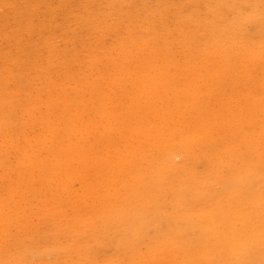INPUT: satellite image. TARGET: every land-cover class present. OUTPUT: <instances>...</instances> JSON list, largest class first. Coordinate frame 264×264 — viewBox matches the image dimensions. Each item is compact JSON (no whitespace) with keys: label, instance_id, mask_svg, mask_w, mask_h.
I'll return each mask as SVG.
<instances>
[{"label":"rangeland","instance_id":"1","mask_svg":"<svg viewBox=\"0 0 264 264\" xmlns=\"http://www.w3.org/2000/svg\"><path fill=\"white\" fill-rule=\"evenodd\" d=\"M106 1L107 2L109 1V4ZM129 1H134V2L133 3H130ZM195 1L194 0L193 1H191V0H189V1L188 0H183L184 5H183V7H181V5L183 4V2L181 1V3H180L179 0H172L173 3L170 0H165V2L163 0V3H162V0H159V1L158 0H0V2H1L0 3V87H1L0 88V93H1L0 95H2L1 98L3 100L5 98V100H6L5 102H7V104H8V107H7V110H6V113L5 114H7V115L9 114L10 115L8 118H7V115H3V117L0 118V122H2V123H0V125H1L0 126V140H1L0 141L1 142L0 145H2V147L0 146V149H1L0 150V165L3 166V164H4V166H5V167L3 166V168L0 169V174H1V176H0V184L1 185L0 186L2 188V186L4 185L3 188L5 189V190L3 188L0 189V192H1L0 198L2 197V195H3V197H5L7 195L6 198H3L2 197L1 200H0V207H1L0 211H2L0 213V216H1L0 217L1 221L0 222L3 224L2 225L0 223V251L2 252V254L0 253V264H5V263L6 264L7 263L9 264L10 262H11L10 264H12V262H14V261H16V262H14V264H20V261L22 262V260L24 258L26 260H23L24 262L22 264H29V263L30 264H35V263L37 264L38 262H41V264H44V262L45 261L46 262L49 261V259H50V261H49L48 264H50V263L51 264H53V263H55V264L56 263L57 264H64V262H66L65 264H77V263L78 264H86V263L87 264H90L91 262H92V264L95 263V262H97L95 264H99V262H101L100 264H115V262H117L118 264H167L166 262H168V264H174V263L175 264H190L191 262L193 264H197V263H200V264H204V263L205 264H218V263L219 264H231L232 262H233L232 264H234V263L235 264H264V262H263L264 261V247H263L264 246V243H263L264 242V239L262 240V238H264V236H263L264 235V232H263V230H264L263 229L264 228V224H263L264 223L263 222V220H264V75H263V73H264V44H263L264 43V26H263L264 25V6H263L264 5V0H257L258 2H256L255 0H247V3H246V0H236V1H234V0H221L222 2L220 0L219 1L218 0H213V1L210 0L213 3L212 2L210 3L209 0H195ZM192 2H195V3H193V5H192ZM231 2H233V4ZM101 3L103 4V6L101 5ZM179 3L181 4L179 6L180 9L178 7ZM218 3H220V4H218ZM222 3H224V5H222ZM99 4L101 5L100 7H99ZM109 5L111 7H114V8L108 7ZM187 5L189 7H187ZM120 6H122V7H120ZM245 6H246V8L248 7L247 10H245ZM185 7H187L188 10L187 9H184ZM99 8H101V9H99ZM169 8H170L171 11L170 10L168 11ZM227 8H231L234 11L232 12V10L230 11ZM103 9H105L104 12H106V14L103 12ZM182 9H183V12L185 10L184 13L182 12ZM221 9H223L224 12ZM242 9H244V12L239 11V10H242ZM251 9H252V11H250ZM86 10L88 12H86ZM96 10H99V11H96ZM101 10H102V12H100ZM143 10L146 12V14H145V12ZM208 10H210V12ZM228 10H229V13L230 12H232V13L229 14L228 13ZM111 11H113V12H111ZM123 11H125L126 13H123ZM141 11H143V12H141ZM188 11H191V12H188ZM192 11H194V12L196 11V14L195 13H192ZM99 12L101 13V16H98V15H100ZM208 12H209V14H211L210 16L208 15ZM220 12H223V13H220ZM234 12H235V14H233ZM110 13H111L112 17H110L111 16ZM137 13L140 14V15H138ZM157 13H158V15H160L161 13L163 15L161 14L159 17H157V15H156ZM165 13H167V16H166ZM181 13H183L184 17H183V15H182V17L180 16ZM188 13L193 14V16H191L189 14V16H191L192 18L189 17L188 15L185 16ZM107 14H109L110 16H108ZM147 14H149V15H147ZM177 14L181 17L182 20L185 19L183 21V23L179 19L180 17H175V16H177ZM204 14H206V15L204 16ZM137 15L139 16L138 19H137V17H138ZM152 15L153 16L155 15V17H152ZM195 15L196 16L198 15V17L196 18ZM228 15H230V16H228ZM106 16H108V18ZM131 16L133 17L134 20L131 18ZM147 16H149V17H147ZM194 16H195L196 19L193 18ZM225 16H227V17H225ZM239 16H241L243 18H240ZM104 17H106L108 19V21ZM145 17H146V19L149 18V19H147L148 21H150V18H151V21L148 22L145 19ZM167 17H169V18H167ZM228 17H230V18L233 17L232 19H234V17H235V19L231 21V19L228 18ZM101 18H103L104 21ZM158 18H159V20H158ZM174 18L175 19L178 18L179 20L174 21ZM188 18H191V23H193V24L190 23V21L188 20ZM245 18L247 19L246 21L245 20H242V19H245ZM258 18H260V19H258ZM111 19H112V21H111ZM120 19H121V22H120ZM131 19H132V21H131ZM163 19H165V21L162 22ZM166 19H168V20H166ZM249 19L252 20V21H250ZM127 20H128V22H127ZM139 20H140V22H139ZM248 20H249V22H248ZM110 21L112 22V24H110L111 23ZM117 21H119V22H117ZM133 21L134 22L137 21V22L134 23ZM157 21H159V23H157ZM188 21H189V24L190 25L188 24ZM131 22L134 23V26H133V23H131ZM151 22H154V23L151 24ZM184 22L187 23V24H185ZM130 23L132 24V27L133 28L130 27L131 26ZM143 23L144 24L146 23L145 25L147 27L146 26L144 27V24ZM199 23L201 25H199ZM215 23H217L216 24L217 26H215ZM219 23L221 25H218ZM241 23L244 24V25L242 24L243 25V29H241L242 28ZM255 23H257V24H255ZM138 24H140V25H138ZM149 24H151V25H149ZM153 24L154 25L155 24H158V25L155 28L156 25L155 26H152ZM160 24H163V25L161 26ZM169 24H171L170 27H173V25H174L175 27H173V30L176 28V31H173V33H169V32L172 31L171 28L169 29L171 31L168 30ZM178 24H179L180 28L178 26L176 27V25H178ZM208 24H210V25H208ZM252 24H253V26H252ZM107 25H110V26L107 27ZM119 25H121V26L119 27ZM136 25H138V26H136ZM184 25H186L187 27L188 26H190V27L187 28ZM248 25L249 26L251 25V26L249 27ZM255 25L257 26V30H256V26ZM150 26H152V28H150ZM207 26H209V28H207ZM95 27H96V29L98 31L95 30ZM127 27H130V28H127ZM163 27H165V28H163ZM185 27H186V30H190L192 33L190 31H187L186 32L185 31ZM106 28H109V29H106ZM177 28H178V30H181V31H177ZM192 28H195V29L197 28V29L194 30V31H192L193 30ZM212 28H215L214 31L211 30ZM218 28H220V29L218 30ZM138 29H139V31H138ZM146 29H149V30L147 31ZM125 30H126V32H125ZM134 30H135V32H134ZM157 30H159L161 32V34H165L166 32H167V34H165L164 36L163 35H160L159 31H157ZM183 30L185 31V34H183L184 32H182ZM205 30H206V32H204ZM132 31L134 32V37L136 35L135 39H134V37L132 35L133 34ZM141 31L143 32L142 34L145 35L144 37L141 36L142 34H140V36H139V33H141ZM145 31H147V32L151 31L152 34H155L156 31H157V34H155L157 37H155V35L153 36V35H150L148 33L150 35V37H149L148 34H145L146 33ZM227 31H228V33H226ZM238 31H239V34H237ZM244 31L247 32V34H245ZM103 32L106 35L105 34H102ZM111 32H112V34H109ZM174 32H176V34ZM203 32H204V34H203ZM257 32L259 33L258 34L259 36L255 34ZM116 33H117V39H115L116 38L115 37ZM181 33H182V35H181ZM222 33L225 34V35H223ZM235 33L237 35H234ZM100 34H101L102 37L100 36ZM240 34H241V36H240ZM260 34H263V35L260 36ZM98 36H99V38H98ZM131 36H132L131 39L133 41L130 38H128V37H131ZM137 36H139V38H137ZM146 36H147V39L145 38ZM178 36H179V39H180L179 42L177 41L178 39L176 38ZM233 36H234V39L232 38ZM159 37L162 38V42H161V40H157V38H159ZM168 37H170V38H168ZM235 37H237V38L239 37L238 40ZM250 37H251V39H250ZM259 37L260 38L262 37L261 39H263V40H259L260 39ZM96 38H97V40H96ZM121 38H124V39L126 38V40L129 39L130 41H132L133 44L136 42L135 44H137L138 47H136V46H133L132 47L133 44L130 43V41H128V43L126 45V43H124L125 40L124 39H121ZM150 38H152L151 39L152 40L151 43H150V40H149ZM154 38H156L157 41L156 40L155 41L158 42V44L156 42H154ZM171 38H173V39H171ZM205 38H207V40ZM208 38H210V40H208ZM217 38H218V40H217ZM229 38L230 39L232 38L233 40L232 39L230 40ZM100 39H102V40L100 41ZM166 39H167L166 42H169V43H166L165 42V46H164L163 45L164 44L163 42ZM117 40L120 41V42H118ZM137 40H138V43H137ZM168 40H170V41H168ZM183 40H184V42H183ZM236 40L238 41L239 44L236 42ZM239 40L241 42H239ZM121 41L122 42L124 41V42L122 43ZM191 41H192V43H191ZM199 41H200V43H199ZM213 41H216V42H214V43H216V46L213 43ZM228 41H229V43H228ZM260 41L262 42V44H261ZM113 42H114V44L116 46L113 44ZM140 42L142 43V47H140L141 45H139ZM146 42L149 43V44H147ZM171 42H173L174 44L171 43ZM161 43H162V46L164 48L161 46ZM206 43H208L209 49L206 46L207 45ZM98 44L100 46H97ZM101 44H103V45L101 46ZM120 44L121 45L124 44V46L121 47ZM198 44L201 45L202 47H199ZM219 44L220 45L222 44V46H219L217 48V46ZM143 45H145V46H143ZM150 45H153V46L150 47ZM158 45L161 46L160 47L161 49L158 47ZM156 46L158 47L159 50L156 48V50L154 52V49L153 48L156 47ZM172 46H174V47H172ZM223 46H226V47H223ZM253 46H254V48H253ZM135 47H136V49L134 50ZM166 47H168V48H166ZM169 47H170V50H172V49L173 50L170 51L169 50ZM184 47H186V48H184ZM198 47H199V49H197ZM114 48H115V51L113 52ZM120 48H122V49H120ZM138 48L139 49H141V48L148 49V51L145 50L146 51L145 52L144 49L139 50ZM165 48L168 51H165L164 50ZM188 48L190 50H187ZM219 48L221 49V51H220ZM204 49H205V51H202ZM116 50H118V51L116 52ZM149 50H150V52H153V53L151 54L149 52ZM151 50H153V51H151ZM162 50H164L165 52L161 53ZM183 50H185V51H183ZM222 50H223V52H222ZM127 51L130 53V55L127 54ZM190 51H192V52L190 53ZM235 51H237V52H235ZM156 52H157V54H156ZM168 52L169 53L172 52V53L169 54ZM183 52L186 54L185 56H184V53ZM225 52H227V53H225ZM234 52L236 54H234ZM244 52L247 53V54H244ZM120 53H121L122 56L119 55ZM132 53H134V54H132ZM165 53L168 54L169 56L168 55L165 56L166 55ZM175 53H178V56ZM197 53H198V55H197ZM201 53L205 54V55H202V56H204L203 58L201 57ZM208 53H210V55ZM59 54H60V56H59ZM116 54L118 56H120V58L119 57H116L117 56ZM158 54H160V55L162 54L161 57L164 56V57H162V59H164V60L159 59L160 58V55H158ZM96 55H97V57H96ZM155 55H156V58H155ZM171 55H173L172 57H174L176 59H173L171 57ZM134 56H137V58H139V59L137 60L136 57H134ZM72 57H75V59L72 58ZM92 57H96V58H94V60L92 61ZM112 57H115V58H112ZM167 57H168V59H170L169 61H172L173 60L174 63L173 62H169L168 59L165 60V58H167ZM188 57L191 60H189ZM102 58H104V60ZM140 58H143L144 60L143 59H140ZM228 58L231 59V60L229 61ZM89 59H91V60H89ZM95 59H97L98 61H96ZM133 59H134V61H132ZM150 59H152V61ZM153 59H155V60H153ZM237 59H238V61H237ZM245 59H247L248 61H246ZM251 59H252L253 62L251 61ZM36 60H38V61H36ZM43 60H44V63H43ZM76 60H77V62H76L77 64L75 63ZM100 60H102V63L103 64L101 63ZM125 60H127L128 62L125 61ZM141 60H143V62ZM145 60H147V61L150 60L148 62L149 63L148 65L146 64L147 61L145 63ZM240 60H241V62H240ZM47 61L50 62V63H52V64L48 63ZM65 61H66V63H65ZM80 61H81V63H80ZM83 61H85V62H83ZM110 61H111V63H110ZM131 61H132V63H131ZM184 61H187V62H184ZM189 61H191V62H189ZM211 61L213 62V66H211L212 65V62ZM234 61L235 62L237 61V62L235 63ZM134 62H137V63H134ZM163 62H164V64H162ZM182 62H184L185 64L182 63ZM39 63L41 65H39ZM47 63L49 65V67H48ZM64 63L66 65H64ZM106 63L111 64V67H110L109 64H107L108 66H106ZM155 63H156V65H155ZM169 63H171V65ZM188 63H190V65L192 64V66L187 65ZM42 64H43V66H42ZM136 64L137 65L139 64L138 67L139 66L140 67L138 68L137 66H133V65H136ZM150 64H152V65H150ZM153 64L155 65V67H154ZM161 64H162V66H161ZM165 64H168L169 67L168 66L165 67L166 66ZM177 64H179V66ZM126 65H127V68H126ZM157 65H158L159 68L156 67ZM175 65H177L178 69H177V67H176V69H173ZM198 65H199V68H198ZM181 66L183 67V69L182 68H179ZM185 67H186V69H185ZM215 67H217V69ZM40 68H42L41 71H40ZM50 68H52V69L48 71V69H50ZM129 68H131V69H129ZM168 68H169V70L171 69V71H168ZM190 68L192 70H193V68H198V69H196V71L195 70L191 71ZM203 68L205 70H206V68H207V70H208V68H210L209 69L210 71H208V74H207V70L204 71ZM8 69H10L9 72H7ZM35 69H36V71H34ZM92 69H93V72H92ZM108 69H110L111 71L108 70ZM138 69H140V70H138ZM162 69H163V71H162ZM181 69L183 71L187 72V73L183 72ZM141 70H143V71H141ZM164 70L168 72V73L165 72L167 75L164 73ZM64 71H65V73H63ZM107 71H109V73ZM197 71H199L200 72V75H202V80H200L198 78L199 77V72H197ZM122 72H123V74H122ZM131 72L132 73L134 72V73L132 74ZM139 72H141V73L139 74ZM172 72H174V73H172ZM210 72H212V73H210ZM238 72L241 74V76H243V75L244 76L241 77ZM71 73H72V75H74V74H76V75L72 76L73 77L72 78V77H70V74ZM92 73H94V74H92ZM156 73L159 76H156L157 75ZM195 73H197V75H194ZM5 74H8V75L6 76ZM49 74L50 75L53 74L52 75L53 77L50 78L49 76H47V77L45 76V75H49ZM172 74H173L174 78H173ZM54 75H56V76H54ZM65 75H68V76L65 77ZM96 75L98 76V78L96 77ZM191 75H193L192 78H191ZM203 75L205 76V79H203L204 78ZM238 75H239L240 81L238 80ZM5 76L9 80V81H7V83L5 82L6 80L4 79ZM43 76H44V78H43ZM60 76L62 77V79H60ZM90 76L91 77L94 76L93 77L94 79L91 80V81L89 80V79H91ZM139 76H140V78H139ZM175 76H177V77H175ZM252 76H254V77H252ZM21 77H22V79H21ZM27 77L30 78V81L31 82L30 81L29 82L27 81V80H29ZM76 77H77V80H75ZM79 77H81V79ZM222 77H223V79H222ZM13 78H14V81H13ZM25 78H27V79H25ZM42 78H43V80L41 81ZM45 78H47L49 80V82ZM63 78H64V80H63ZM87 78H89V79H87ZM141 78H144V79H141ZM200 78H201V76H200ZM210 78H212V79H210ZM50 79H52L51 80V84L53 83L52 86L50 85L51 87L48 86V84H50ZM110 79H111V81H110ZM138 79H140V80H138ZM177 79L180 80V81H178ZM231 79H232L233 83L235 82V85L234 86H230L231 84H233L231 82ZM71 80H74L75 82L74 81L71 82ZM88 80H89V83H87ZM122 80H123V82H122ZM158 80H160L159 83L157 82ZM170 80H172V82ZM248 80H250V81H248ZM53 81H55V82H53ZM112 81L115 84H112L113 83ZM136 81H137V83H136ZM166 81H167V83H168V81H170V84L168 85L167 83H165ZM201 81H202V83L205 82L206 85H204V83L201 84ZM212 81H214V82L212 83ZM9 82H12V83H9ZM14 82H16V83H14ZM77 82H79V84H77ZM83 82H84L85 86H84ZM90 82H91V84H90ZM109 82H111V83H109ZM141 82L142 83H145L146 82L147 84L145 83V84L142 85ZM161 82L163 83V85H161L162 84ZM193 82H195V83H193ZM5 83H6V85H5ZM13 83H14V85H13ZM45 83H46V86L48 87V92L49 93L51 92L50 94H51L52 97L47 92V87H45V85H44ZM57 83H59V84H57ZM71 83H73V84H71ZM96 83H100L101 85L103 83V85L102 86L99 85V84L96 85ZM7 84L9 86H7ZM27 84H29L30 86H28ZM67 84H68V86H71V87H67L66 86ZM194 84L197 85L196 86V88H197L196 90H193V89H195L194 88L195 87ZM198 84H199L200 87H198ZM15 85H16V88H15ZM41 85H43V87L45 89ZM82 85L84 87H82ZM98 85H99V88L100 89L98 88ZM105 85H106L107 88L105 87ZM110 85H111V88L110 89H112V90L115 89L114 92L111 91L108 88ZM10 86H12V87H10ZM56 86L59 87L60 89H62V91L59 88L56 89ZM116 86H118V87H116ZM120 86H122V87H120ZM136 86H138V87H136ZM179 86H181V88ZM2 87H4V88H2ZM77 87H78V89H77ZM127 87L129 88L128 90H127ZM12 88L14 90H16V89L17 90L14 91ZM50 88H52V89H50ZM74 88H76L77 90L74 89ZM105 88H106V90H105ZM184 88H187V89H184ZM198 88L199 89L200 88H203V89H201L199 91ZM29 89H31V90L29 91ZM33 89H36L37 91L36 90L33 91ZM82 89H84V90H82ZM108 89L110 90V92H109ZM131 89H132V92H131ZM135 89H136V91H135ZM164 89H166V91ZM189 89L191 90V92H189L190 91ZM225 89H228V90L226 91ZM235 89H237L239 91H237V93H236ZM257 89H259V90H257ZM1 90H2V92H1ZM39 90H40V92L37 93ZM42 90L45 91V92L42 93ZM55 90H57V91H55ZM100 90L102 92H100ZM117 90H118V92H117ZM129 90H130V92H128ZM138 90L140 92H138ZM218 90H219V92H218ZM221 90H223V91H221ZM233 90L235 91L234 93L232 92ZM12 91H14V92H12ZM54 91H55V93H54ZM68 91H69V94H68ZM178 91L179 92L181 91L180 92L181 95H180V93H178ZM201 91L203 92V97L205 98L204 101L202 99L203 98L202 95H201L202 98L199 97V96H197V95H199L201 93ZM241 91H243V92H241ZM46 92H47V94H46ZM108 92H109V94H108ZM171 92L172 93L174 92L173 94L176 95V97L173 96V94ZM176 92H177L178 95L176 94ZM103 93H104V95H102ZM112 93L113 94H115V93L118 94L119 93V94L118 95L115 94L114 96L111 97V95H113ZM57 94H58V96H57ZM120 94H123L124 96L123 95H120ZM233 94H234V96H232ZM31 95H33V96L36 95L34 97L35 99ZM39 95H40V97H38ZM64 95H67L69 97L66 96L65 99H62V100H65V101H62L61 98H64ZM152 95H154V96H152ZM258 95H259V97H257ZM7 96H9V97H7ZM41 96L43 97L42 99H40ZM196 96H197V98H196ZM211 96H212V98H207V97H211ZM53 97L54 98L56 97V98L54 99ZM57 97L60 100H58ZM86 97H89L90 100L92 98V102L91 103H87V102H90V100L88 99L86 101V99H87ZM110 97H111V100H110ZM116 97H119V98H116ZM138 97L140 98V100L143 99L140 102L141 104L145 101L142 105L139 103ZM148 97L150 99H148ZM151 97H152V99H151ZM154 97H156V98H154ZM226 97H229V98L228 99H225ZM230 97L231 98L234 97V98L231 99ZM240 97H242V104H241ZM10 98H12L13 100H10ZM105 98H106V100H104ZM115 98H116V100H114ZM162 98H164V99H162ZM15 99H16V101L19 99L17 102H20V103L18 104L15 101ZM95 99H96L97 103H96V101H94ZM100 99L102 100L103 103L102 102H99ZM153 99H155V100H153ZM209 99H211V100H209ZM219 99H221L222 101H220ZM27 100H28L29 104H28ZM31 100L33 101V103L30 104V102H32ZM49 100H51L53 102L51 103V101H49ZM57 100H58V102H57ZM176 100H177V102H175ZM193 100L194 101L196 100V102H194ZM11 101H13V102H11ZM55 101H56L57 105H55ZM129 101H131V102H129ZM173 101L175 103H173ZM181 101H183L182 104H181ZM15 102L17 104H15ZM22 102H23V104H22ZM37 102L41 103V104L38 103L41 106H37ZM127 102H128V104H127ZM148 102H150V103L152 102L151 105H154V107H151ZM170 102H172L173 104L170 103ZM198 102H199V104L204 102L203 103V106H201V104L199 105ZM13 103L15 105H13ZM100 103H101V105H100ZM106 103H108L107 106H106ZM114 103H115V105H113ZM135 103H136V105H134ZM164 103L165 104L166 103L167 104L170 103L171 106H167V104L165 105ZM176 103L177 104L180 103L181 105L179 104L177 106ZM236 103L238 104V106H237ZM33 104H35L34 107H33ZM46 104H49V108H48V106ZM68 104H69V106H68ZM104 104H105L106 107H104ZM196 104H198L200 107L198 105H196ZM125 105H126L127 109H126ZM145 105H147V106H145ZM239 105H240V107H239ZM55 106L58 107L59 109L56 108ZM131 106H132V108H131ZM133 106H134V108H133ZM144 106H145V108H144ZM179 106L181 108L184 107L185 109L184 108L180 109ZM190 106H191L193 112L196 111L194 113V116L195 117L194 116L191 117L190 115H188L189 113L190 114L193 113L192 110L190 111V109H191ZM53 107H54V109H53ZM72 107L74 109H72ZM177 107H179V108H177ZM205 107H206V111H205ZM176 108H177V110H179L178 112L176 111ZM219 108H221V109H219ZM222 108H224V110ZM27 109H28V111H25ZM52 109L55 110V111L52 112ZM207 109H209V110L207 111ZM214 109H216V110H214ZM217 109L218 110H221V111H217ZM16 110L18 112H16ZM120 110H123V111L121 112ZM127 110H128V112L129 111H131V112H129V114H128ZM138 110H140L141 112L138 111ZM50 111H51V113H50ZM142 111H144V112H142ZM150 111H151V113H148ZM164 111H166V112H164ZM27 112H28V114H27ZM55 112H57V113H55ZM98 112L100 113L99 116H101L100 117L101 119L99 118V120H98V117H99L98 116ZM117 112L119 113L118 115H116ZM204 112H206V113H204ZM215 112H216V114H215ZM219 112H220V114H218ZM53 113L55 115L57 114V117L59 118V120H58V118ZM76 113H78L79 115L77 116ZM88 113H90V114L92 113V115H90ZM112 113H114V116H113ZM172 113L174 114V116L172 115L173 117L171 116ZM175 113L177 114L176 115L177 117L180 116L179 119L176 118ZM26 114L28 116L27 118L30 117L32 124L31 123L29 124L30 119H26L25 120L24 115L26 116ZM32 114H34L36 117L34 115H32ZM72 114H75L76 116H74ZM52 115H54V116H52ZM146 115H148V117ZM200 115L201 116H204V117L201 118ZM216 115H217V117H219L218 120L216 118ZM91 116L92 117L94 116L93 118L96 119L97 121L94 120ZM212 116H214V117L212 118ZM171 117L174 118V119H176V120L172 119ZM205 117H206L207 120L204 119ZM115 118H116V120H115ZM181 118H182V121H184V124L183 125H182L183 122L180 121ZM197 118H199V119H197ZM85 119L86 120H89L90 121L89 122L90 124H87L88 122ZM128 119H130V120H128ZM2 120L3 121L5 120V121L3 122ZM23 120H24V122H23ZM27 120L29 122H27ZM51 120H53L55 122V125H54V122L53 121H52L53 123L51 122ZM141 120H143L144 122L142 123ZM200 120H204V122H201ZM8 121H10V122H8ZM116 121H118V122H116ZM138 121H141V122H138ZM159 121H162L163 123L160 122L161 123L160 124ZM185 121L188 122L187 124L189 126L186 124ZM21 122H23V124H21ZM93 122H96V123H93ZM126 122H128V124H126ZM167 122H170L171 124L170 123H167ZM195 122L198 123L199 127H198V125H196ZM108 123H109V125H107ZM122 123L125 124V125H123ZM148 123H150L151 125L150 124L149 125H146ZM202 123H204V124H202ZM207 123H208V125H206ZM50 124H52V125H50ZM92 124L94 125L93 127H95L93 131H92ZM158 124H159V127H158ZM191 124L193 125V128L192 129H190L192 127ZM3 125H6V126H3ZM33 125H34V127H32ZM53 125L55 126V128H54ZM120 125L121 126L123 125V128ZM185 125L188 126V128ZM204 125H206L205 128H203ZM10 126H11V128H10ZM85 126H87V127H85ZM161 126H163V127H161ZM242 126H244V127H242ZM246 126H247V128H246ZM1 127H4V128L1 129ZM15 127H18L22 131L19 130V129L17 130ZM36 127H37V129H35ZM42 127L45 128L44 129V132H47L48 134H46V133H44L42 131ZM81 127L84 130L85 129L87 130L88 135L87 134H85V135L86 136H89L88 137L89 140H88V138L86 136H84V137L82 136V135H84V133H87V132H84V130L81 129ZM138 127L140 129H137ZM164 127H165V129H164ZM216 127L219 128V129L222 128V130H218V129H216ZM14 128L16 129V131H12V130H15ZM115 128L117 130H115ZM131 128L133 129L132 131H131ZM150 128L152 130H154V133L155 134L153 132H151L152 130L150 131ZM185 128H187V129H185ZM201 128H203V130ZM28 129H30L31 131L28 130ZM79 129H81V130H79ZM124 129H126V130H124ZM145 129L148 130L149 132L148 131L146 132ZM162 129H164V130H162ZM90 130L93 132L92 134H91ZM110 130H112V131L110 132ZM118 130H120V131H118ZM167 130H168L169 133L167 132ZM213 130H215V134L212 133ZM227 130H228V133L226 134V131ZM32 131H34V132H32ZM51 131L54 132V133H51ZM76 131H78V132L76 133ZM94 131H96V132L94 133ZM182 131L183 132L185 131V134ZM210 131H212V132H210ZM20 132H21V134H23L25 136L19 134ZM38 132H41L40 140H42V141L39 140L40 133H38ZM82 132H83V134H82ZM108 132H110L111 134L109 133V135H108ZM165 132H166V134H165ZM201 132H203V133H201ZM219 132H221V133L219 134ZM224 132H225L226 135L224 134ZM4 133H5L6 138L4 136ZM98 133H99V135H98ZM149 133L150 134L151 133L154 134L153 137H151V135ZM181 133H183V134H181ZM186 133H187V135H189V137H187ZM189 133H191V135ZM12 134H13V136H11ZM96 134L98 136H96ZM125 134L127 135V137L128 136L129 137L127 138ZM144 134H146L145 137H144ZM167 134H169V137L172 140L174 138V140L172 142L169 139V137H168ZM223 134L226 137V139L223 136ZM19 135H20V137H19ZM102 135H103V137H102ZM116 135H119V136H117L118 138L116 137ZM2 136H4V137H2ZM21 136H23V138ZM28 136L29 137H34L35 136V137L33 138V141H32V140H29L30 138ZM44 136H46L45 137L46 138L45 140H44ZM94 136H96V137H94ZM111 136H112V138H111ZM180 136H181V139L184 142L181 141ZM11 137H15V138H13L12 140L9 141V139H11ZM56 137L57 138L60 137V138H58V139L55 140L54 138H56ZM80 137L81 138L83 137L86 140V142H84V139H81ZM105 137H107V138H105ZM113 137H114V140L117 139L116 142L114 140H112ZM124 137H125V139H124ZM177 137H178V139H177ZM16 138H19V141ZM36 138H38V139L35 140ZM99 138H100V140H99ZM108 138H111L110 140L113 141V142H111L110 140H108ZM163 138H165V139H163ZM175 138H176V140H175ZM186 138L188 140L185 141L184 139H186ZM196 138H198V139H196ZM200 138H202L201 141H200ZM231 138H233V139H231ZM23 139H25V140L27 139V140L26 141H23ZM96 139H98V140H96ZM137 139L139 141H137ZM207 139H208L209 142L207 141ZM104 140H106V141H104ZM120 140H122V143H121ZM159 140L161 141V143H160ZM202 140L203 141H206V142H204L205 145H204V143H201ZM6 141L8 143L11 142L13 144L6 143L7 144V146H6V144L4 143L5 146H3L2 143L3 142H6ZM20 141L21 142L23 141L22 143H24V144L20 143ZM117 141H120L117 144L118 146L117 147H112V146H114L115 143H117ZM168 141H170V142H168ZM233 141H234V143H232ZM16 142H18V143H16ZM25 142H27L26 145H28V144H30V145H28V147L25 146ZM37 142L39 143V145L37 144ZM100 142H102L103 144L100 145L99 144ZM105 142L107 144L106 147H104L105 146V144H104ZM108 142L110 143V146H109ZM191 142H193V143L191 144ZM217 142L220 143V144L217 145L218 144ZM14 143H16V144L14 145ZM49 143H51V144L49 145ZM58 143H59V145H61V148H59L60 146L58 145ZM73 143H75V144H73ZM124 143L127 144V147H125L126 145ZM153 143H154V145H153ZM174 143L175 144L177 143L178 146L177 147H174V146H176ZM199 143H200V145L202 144L204 146L201 145L202 146L201 147L199 145ZM21 144H22V146H21ZM183 144H185L184 147H183ZM196 144H197V147H196ZM8 145H11V146L13 145V146L10 147ZM18 145H20L21 147H24V149L21 148ZM31 145H33L32 146V149L34 148V150L31 149V151L32 152L35 151L34 153H36V154H33L32 155V153L30 152L29 149H30ZM91 145L95 147V149L97 150V153L95 151H93L94 150V147H91ZM97 145H99V147ZM119 145H122V146L120 147ZM135 145L136 146H139L140 149H138V147L135 148L136 147ZM155 145H157V146L155 147ZM169 145H171L173 147H171ZM191 145H193V147ZM194 145H195V147H194ZM17 146H18V148H16ZM35 146H37V147H35ZM115 146H116V144H115ZM48 147L49 148L51 147V148L49 149ZM53 147H55V149ZM65 147H70L71 150H72V152H71V150H69L68 148H65ZM84 147L85 148L87 147V148L84 149ZM131 147H133L134 148L133 150H135L136 152L135 151L132 152V148ZM158 147H160V148L163 147L166 152H164L163 149H160ZM9 148H12V149H10V151H9L8 150ZM74 148H76V149L74 150ZM155 148H157V150ZM176 148H177V151L175 150ZM195 148H197V149L195 150ZM219 148H220V150H219ZM44 149H46V150H44ZM47 149L49 150V152H47L48 151ZM59 149H61V150L59 151ZM146 149H148V150H146ZM173 149H174V152L176 154V158L175 157H172V160L170 162L168 158L171 159V156H174L175 155L174 152H172ZM17 150H20L19 151L20 154L17 152ZM23 150H25V152ZM56 150H58V151H56ZM90 150H92V152ZM110 150L113 153H111ZM192 150H194L193 152L195 154L191 153ZM199 150H200V152L202 154L199 152ZM226 150H228V151H226ZM4 151H6V152H4ZM44 151H46L47 153H45ZM89 151H90L91 154L88 153ZM120 151H122V152H120ZM147 151H148V153H147ZM195 151H198V152L196 153ZM212 151H214V152H212ZM216 151L217 152H220L221 151L222 154L215 153ZM50 152H51V155H53L52 154L53 152L54 153L57 152L56 154L58 155V157L60 156L59 158L61 160H57L56 161L57 155L54 154V156H51L50 155ZM74 152H76V153H74ZM78 152H79V154H78ZM93 152L96 153L95 154L96 156L93 154ZM104 152H105V154L107 153V156H104L105 155ZM162 152H163L162 158H163V155H164L163 160L165 161V159H166V163L162 160L163 163H165V164L161 163L162 162L161 161L162 158H159L158 157V156H160L159 153H162ZM167 152H169V153L171 152L170 154H172V153L173 154L168 157L167 155L169 153H167ZM13 153L15 154V156H14ZM17 153H18L19 156L17 155ZM24 153H26V154H24ZM58 153L59 154H61V153L64 154V156L62 155L63 156V159L61 158L62 156L59 155ZM66 153H67V158L64 159L65 156H66L65 155ZM86 153H88V154L85 157ZM130 153H133V154L130 155ZM138 153L140 154V156H139ZM3 154H4V156H3ZM23 154H24V156H23ZM75 154H76V156L78 154L79 157H75V159H74L73 157L75 156ZM145 154H146V156H145ZM177 154H179V155H177ZM191 154H193V155L191 156ZM218 154H220L221 156L218 155ZM20 155L23 158L22 157L20 158ZM41 155H42V157H41ZM55 155H56V157H55ZM68 155H70V157L72 158V160L71 159H70V161L68 160V158H69ZM101 155H103L105 157L104 159H106V160H102L103 159V156H101ZM1 156H3L4 158H2ZM31 156H33V157L31 158ZM47 156L50 157V158H47ZM144 156H145V158H144ZM153 156H156L155 158H158L157 159L158 160L157 162H159V160H160L159 164H155L156 163L155 162L156 159L154 161ZM34 157H36V158L39 157L38 159L41 158V159L44 160V162H43V160H41V159L38 160V159H35ZM53 157H54V159H53ZM98 157L100 159H98ZM120 157H121V159H120ZM122 157H123V160H122ZM190 157H191V159H190ZM195 157H197L196 160H195ZM10 158H11V160H10ZM33 158L36 161H34ZM77 158H78V160H77ZM80 158L82 159V161L84 160L83 163H81L82 161H81ZM111 158H113V160L115 162L111 163L112 162V159ZM116 158L119 159V161ZM220 158H222V159H220ZM6 159H7V162H6ZM30 159H32V160L30 161ZM92 159H93V161H96V162H93V161L91 162ZM145 159L147 161V164H146ZM26 160H28V161H26ZM98 160H100V162H97ZM108 160H109V162H108ZM176 160H177V162H176ZM11 161L13 162V164H15V169H12L14 167V165L11 163ZM17 161H19V162L17 163ZM23 161H25L27 163H25L26 166L24 164L23 165L21 164L23 166L21 168V166L19 164L22 163ZM29 161H30V163H29ZM33 161H34V166L32 165L33 164ZM45 161H47L46 162L47 163L46 166H44L45 164H43V163H45ZM77 161L80 162L79 165L81 164L80 165L81 167H79V165H77L78 164ZM87 161H88V164L85 163ZM104 161H105V164L107 166H102V165H105L103 163ZM128 161H132L134 163L133 164L129 163L130 164L129 165L128 164ZM200 161H202V163ZM9 162L12 165H10ZM49 162H50V164H48ZM67 162H68V164H70L72 162L73 164L72 163L71 164L73 166L75 165V167H78V168H75L74 167V170H72L73 169L72 168L73 166L72 165H69V166L67 165L66 166L67 170H66L64 167L67 164ZM144 162H145V164H144ZM191 162H193V163H191ZM8 163H9V165H8ZM35 163L36 164L37 163H40V164H37L36 165ZM54 163L55 164L58 163V164L55 166ZM64 163H65V165H64ZM98 163L100 164V166H102L101 168H100V166H99ZM180 163L183 164V165H181ZM85 164H87V165L85 166ZM113 164H114L115 167H113ZM119 164H122V165H119ZM136 164H137V166H136ZM149 164H151V165H149ZM168 164H170V165H168ZM178 164H179V166H178ZM185 164H186V166H184ZM188 164H190V165H188ZM39 165H40V167H39ZM92 165H94V166H92ZM95 165H98L99 166V170L97 168L98 166L95 167ZM109 165H111L112 167H110ZM116 165L118 167L121 166L120 169ZM10 166H11V168H10ZM29 166H30V168H29ZM41 166H42V169H40ZM173 166H175V167L173 168ZM27 167L29 169H27ZM43 167H45L46 170H44ZM84 167H85V169H84ZM88 167H90L93 170V172L94 171L97 172V170H98V172L100 173V175H97V173H98L97 172L96 173V177H93V174L95 176V172L92 174L91 169H88ZM139 167H141V169H139ZM150 167H152L153 170L150 171ZM61 168H64V169L62 170ZM68 168H69V170H68ZM81 168H83V169H81ZM112 168H113V170H112ZM147 168H149V170ZM4 169H6V170H4ZM19 169H21V170H19ZM58 169H60V170L58 172H56ZM102 169H104V171H102ZM136 169H137V171H136ZM177 169H180V171L182 170V172H180ZM23 170H24L25 173L22 172ZM48 170H49V173L50 174H48ZM52 170H55V172L52 171ZM114 170H116V173L114 172ZM117 170L118 171L120 170L119 171L120 173H117L118 172ZM126 170L128 171V173H125ZM138 170H141L140 171L141 173ZM156 170H158V171L161 170V171L160 172H158V171L155 172ZM8 171H10V173ZM42 171L43 172L45 171V175L44 176H47L46 179L48 178L47 180L44 179L45 181H43V178H45V177L42 175L43 174ZM68 171L71 172V173H69ZM78 171L80 172V174L78 173ZM89 171H91L90 174L88 173ZM100 171L103 172V173L101 174ZM108 171L111 172V173L108 174L109 173ZM142 171H144V173L146 171L147 172L144 174ZM18 172H19V174H18ZM52 172H54V174H56V173L57 174L59 173V174H58V176H57V174H56V176H54V174ZM65 172H67V174ZM82 172H83V174H82ZM84 172H86V173H84ZM113 172L115 174H113ZM179 172H180V175H179ZM5 173L7 174V176H5L6 179L4 177V175H6ZM27 173H28V178H26L27 177V175H26ZM62 173H63V176L61 175ZM73 173H76V174H73ZM87 173L89 175H87ZM21 174H22L23 178H20V177H22V176H20ZM68 174H70L69 175L70 176L69 177L70 180L68 179V177L66 178V176H68ZM77 174H78V176L84 177L87 180L84 179V178L81 180V178L77 176L79 178V181H78L79 184H78L77 183V179L75 178L76 177L75 175H77ZM81 174L83 176H81ZM117 174H120V175H117ZM129 174H130V176H128ZM134 174L137 177L134 176ZM140 174H142L141 175L142 176L141 178H140ZM165 174L167 175V177H165L164 180H163V178L161 179L162 176H166ZM173 174H175V176ZM177 174L179 175L180 178L179 177H176ZM188 174H190V175H188ZM110 175L112 176L111 177L112 179H115L116 178V181L113 180V183H112V181H110V179H111L110 178ZM123 175H124V177H122L123 178L122 179L121 176H123ZM153 175L155 177H153ZM169 175L170 176L173 175V176L169 178ZM41 176H43V177H41ZM126 176H127V180L129 179L131 182H129V180H128V182L125 183L127 181L126 179L124 181V178H126ZM13 177L16 180L13 179ZM29 177H30L31 181H29V183H28L26 181L27 180H30ZM60 177H62L63 180H61ZM99 177H103L102 178L103 179L102 182L100 181V178ZM38 178L40 179V184L37 183V182H39L38 181L39 180ZM58 178H60V179H58ZM74 178L76 180L75 182H74ZM138 178H139V180H138ZM148 178H150L151 180H153L152 183H151V180L150 179L147 180ZM2 179H3V182H1ZM4 179H5V181H4ZM54 179H55V182L53 181ZM66 179H68L69 182H67ZM155 179H157V180H155ZM175 179H176V181H175ZM64 180H66L67 185L65 183H63L66 186L62 187L63 184L61 185V183L62 182H65ZM91 180L92 181L94 180V183H96V182L97 183L94 184V183L91 182ZM107 180L109 182H107ZM132 180L133 181H136L137 180L139 182H133ZM169 180H171V183H169L170 182ZM58 181H60L61 183H59ZM72 181H73V184L75 183L74 186L71 183ZM99 181L102 184V185L100 184L101 187L99 185H97V184H99L98 183ZM120 181H123L124 183H120V185H119L118 183ZM162 181H165V182H162ZM4 182H6V184ZM43 182H45L47 184L46 187H45L46 184L43 183ZM88 182H91V183H90V190H88V194H87L86 193L87 190L84 189V188H85V186H89V185H87V184H89ZM147 182L149 183L150 186L148 185ZM154 182H156V183H154ZM25 183H27V184H25ZM69 183L71 184V186H69L70 185ZM103 183L105 185H103ZM115 183H117V187H116ZM130 183H132V185ZM133 183H135V184L133 185ZM163 183L165 185H163ZM184 183L185 184H188V185L185 186ZM17 184H18V186L20 188L22 187V189L24 188L23 185L24 186L29 185V186H28V188L26 186L22 190L23 191V193H22L21 189L17 186ZM92 184H93L94 187H92ZM138 184H139V187L140 188H137V185ZM142 184H144L145 186H143V187L140 186ZM146 184H147V186H146ZM166 184L169 187L168 186L166 187ZM80 185H82V186H80ZM107 185H109V186L113 185V186H111L113 188L112 191L117 188V191L116 190L115 191H116V193L119 191L118 192L119 194H116L117 196H113V198H110V196L112 197V195H110L108 197L107 195L110 194L109 191H111V187L109 188V186L107 187ZM114 185H115V187H114ZM121 185H122V187H121ZM127 185H129V186H127ZM161 185H162V187H161ZM43 186L45 188L48 187L47 191H46L45 188H43ZM55 186H56V188H55ZM67 186H69V188ZM97 186H98L99 189L101 188L100 193L98 192L99 190L97 192H95L96 189H97L96 188ZM123 186H124V188H123ZM157 186L158 187L160 186L159 187V190L155 189V188H158ZM189 186H191V187H189ZM17 187H18V189H17ZM59 187H62V188H59ZM102 187H104L105 189L103 190ZM147 187H149L148 190H150V188H151V190L150 191L147 190V192H146L145 190H146ZM153 187H154V189H153ZM6 188H8L9 190L6 189ZM57 188H58V191L59 192H57ZM118 188H120V190H118ZM133 188H134V192L136 193V195H133L134 192H132V190H131ZM31 189L33 191H31ZM44 189H45V192H42V191H44ZM1 190L4 191V192H2ZM53 190H56V191H53ZM65 190H66V193H64ZM38 191H40V192H38ZM115 191H113V195H114V192ZM152 191L155 192V194ZM9 192H12V193H9ZM15 192L18 193L17 195H19V197L16 194H15L16 195V197H15V195H14ZM41 192H42V194H38V193H41ZM52 192H55L54 195L53 194H50ZM68 192H70L69 193L70 195H68ZM77 192H79V193H77ZM89 192H90V194H89ZM93 192H95L96 194L93 193ZM105 192L107 193L106 195H104ZM124 192L126 194H124ZM138 192L139 193L141 192L140 193L141 195L138 194ZM158 192H160V193H158ZM161 192H163V193H161ZM3 193H5V194H3ZM71 193H73L74 195L73 194L71 195ZM131 193H133V194H131ZM150 193H153V194L148 195ZM63 194H64V196H63ZM65 194H67V195L65 196ZM91 194L93 196H90ZM128 194H129V196H128ZM186 194H188V195L190 194L189 196H191L193 198L189 197ZM200 194H202V195L200 196ZM8 195H10V196H8ZM33 195H35V196H33ZM41 195H44V198L47 195H48V197H46L44 199ZM84 195H86L87 198L84 197ZM119 195H120V197H119ZM152 195H154L153 199L151 197ZM13 196L15 198H12ZM52 196H53V198H52ZM96 196L98 198L97 205H94V203H96L95 202L96 201L95 200L96 199L95 198ZM101 196H103V198ZM158 196H160V197L158 198ZM187 196H188V198H187ZM9 197L12 198L13 200L11 199V201H9L10 200V199H8ZM58 197H60V198L62 197V198L60 199ZM79 197L81 198L80 201H79ZM83 197H84V199H83ZM104 197L105 198L107 197V198L105 199ZM123 197H125V198H123ZM131 197H133L132 198L133 200L130 201V198ZM155 197H157V198L155 199ZM17 198L18 199L20 198L19 199L20 201L19 200L17 201ZM40 198H42L44 200H42ZM49 198L52 199V202L51 203L49 202L50 204L47 202V200H49ZM57 198L59 200H57ZM72 198H74V199H72ZM141 198L142 199L145 198V199L141 200ZM199 198H200L201 202H200V200H198ZM7 199H8V201L10 203L7 201ZM23 199H25V200H23ZM51 199L49 201H51ZM55 199L58 202L56 205H59L60 204V206H55V203H56V200ZM69 199H70L71 202H69ZM92 199L95 200V201H93ZM104 199L106 201H108V202H106ZM112 199H114L117 203H119V202L120 203L119 204H116V202L114 200H112ZM192 199H193V202L195 201L194 203L191 201ZM223 199H224V201H223ZM4 200L7 201V202H2ZM30 200L31 201L33 200L32 202H35L36 204L34 203V205H32V203H31ZM99 200L103 202V203L101 202L102 204L105 203L104 205H107L110 202V200H111V203H109V205L111 207L110 208H109V206L108 207L107 206H103L102 207L101 206L102 204L99 203L100 202ZM14 201H15V203H19V202L23 201L25 203V207L26 208L23 207L24 206L23 205L24 204L23 202H21L22 204L19 203L17 205H14L15 204ZM40 201L41 202H44V203L40 205V203H41ZM84 201L87 204H85ZM153 201H155L154 204L151 203ZM180 201H181V204H180ZM212 201H213V203H212ZM80 202H81V204L79 205ZM122 202H124V204H121ZM148 202L150 204H152L153 206L151 207V205L148 204ZM175 202H177V203H175ZM198 202H200V203H198ZM88 203H89V205H88ZM192 203L193 204H196V205H194V208L195 209L194 208H191L193 206ZM9 204L11 206H13V207L14 206H18L19 208L18 207L13 208ZM90 204L93 205L92 207H94V208H91L90 209V207H91ZM141 204L142 205L144 204L146 207L144 205L141 207ZM165 204H167V205H165ZM200 204H201V206H200ZM39 205H40V207H38ZM51 205L52 206H55V207H51ZM21 206H22V208H20ZM41 206L44 207V209L43 208L41 209ZM120 206H121V209H119ZM124 206H125V208L127 206V209H125ZM129 206L130 207L133 206V207L132 208H129ZM167 206H169L170 208L167 207ZM196 206H197V210H196ZM36 207H37L38 210L36 209ZM46 207H48L49 209L46 208ZM114 207L116 208L115 210H114ZM137 207H139V208H137ZM148 207L150 208V210H149ZM166 207L169 208V209L167 210ZM9 208H12V211ZM32 208L34 210H32ZM87 208H89V211L87 210ZM95 208H97V211H96ZM101 208H104L105 211L109 210V212L111 210V212L108 215V212L107 213H104V209L101 210ZM188 208H190V209H188ZM64 209H65L66 212L64 211ZM77 209H79L78 211L81 212V214L79 212H77ZM93 209H95V212H94ZM142 209L143 210L145 209V211H143ZM206 209H207V211H206ZM214 209H216V210H214ZM225 209H227V210H225ZM14 210H15V213H14ZM112 210H114V211H112ZM119 210H121L122 212L119 211ZM135 210H138L139 212L138 211H135ZM146 210L149 211V212H147ZM166 210H167V212H166ZM192 210H193V212H192ZM27 211H28V213L30 211H31V213H34L35 214V218L33 216L34 214L32 215L31 213H29L26 216L27 218L23 217V216L26 215ZM35 211H39V212H35ZM53 211H54V213H53ZM67 211H69V214H68ZM117 211H118V213L119 212L122 213L123 216H122V214H119L118 215ZM180 211H182V212L180 213ZM4 212L6 213V215L3 214ZM10 212H11V215L9 214ZM58 212H63V213H58ZM112 212H114V213H112ZM125 212H127V213H125ZM131 212H133L132 213V216L130 214ZM150 212H151V215H148V214H150ZM152 212H154V213H152ZM159 212L161 213V215H160ZM228 212H230V213H228ZM49 213L50 214L52 213L50 216H52L53 214H54V216L53 217L48 216ZM65 213H66V215H65ZM71 213H73V215ZM184 213L185 214L187 213L188 215L187 216H184L185 215ZM218 213L221 214L222 217L219 216ZM17 214H20V216H22V215L23 216L22 217H19V215H17ZM42 214H47V215L45 216V215H42ZM62 214H64L65 216L62 215ZM86 214H88V215H86ZM140 214H142V216L144 218ZM144 214L146 216V219H145ZM216 214H218V215H216ZM12 215H13V217H12ZM37 215L39 217H37ZM41 215L44 216V218H42ZM61 215L64 218H66V217L69 218V216H70V218L69 219L66 218L65 221H64V218L63 217H60ZM81 215H83L82 218L80 219V217H78V219H77V216H81ZM189 215H192L196 221L193 219L192 216L189 217ZM10 216H11V218H9ZM101 216H103V217H101ZM107 216H110V217H107ZM137 216H141V217L138 218ZM151 216H152L153 219H150ZM217 216H219V217H217ZM232 216H234V217L231 218ZM30 217H32L33 219L30 218ZM83 217H84L85 220L81 221L83 219ZM114 217H116L117 219L114 218ZM183 217H184V219H183ZM4 218H6V219H4ZM17 218L18 219L21 218V220H19L20 222L17 220ZM56 218H59L60 220L59 219H56ZM62 218H63V220H62ZM75 218L78 221H76ZM127 218H129V219H127ZM224 218H225V220H224ZM10 219H12L13 221L15 220L14 221L15 224L13 223V221H10ZM93 219H94V222L92 223V220ZM100 219H102V220H100ZM103 219H104V221H103ZM107 219L108 220H111V221L113 219V224H112L113 227L111 226V222L110 223H106ZM123 219H124V221H123ZM135 219H137V220H135ZM248 219H249V221L250 220H252V221L249 222ZM27 220H29V221H27ZM41 220H43V221H41ZM56 220H58L59 222L57 223ZM66 220H68V221L66 222ZM87 220L88 221L90 220L91 222H88ZM96 220L98 222H96ZM127 220H129V221L126 222ZM191 220H192L193 223L191 222ZM221 220H222V222H221ZM3 221H5V222L8 221V223L10 222L11 225L8 224L7 222L6 223L4 222L5 223L4 224ZM23 221H27V222H23ZM31 221H33V223ZM119 221L122 222V223H120ZM134 221H136V223H132ZM224 221H225V223H224ZM229 221H230V223H229ZM36 222H39V223H36ZM55 222H56V225H55ZM64 222L66 223V225L64 224ZM80 222H82L81 225L80 224L78 225V223H80ZM99 222H101V223H99ZM104 222L106 224H110V225L109 226L106 225L104 227L103 226V225H105ZM107 222H109V221H107ZM139 222H140V225L138 226L137 224H139ZM154 222H156V223H154ZM158 222H160V223H158ZM214 222H216V223H214ZM246 222H247L246 225L248 227L246 225L244 227V225H243ZM12 223L14 225H17V226H14L13 227V224ZM21 223H23L22 224L23 226L28 225V227L25 228V229H22L23 226L19 227V225H21ZM24 223H26V224H24ZM35 223H36V225H34ZM117 223L118 224L120 223V224L118 225ZM130 223H132V225ZM153 223L155 224V226H154ZM171 223H172V225H171ZM221 223H223L222 226H221ZM227 223H229L230 226L229 225H226ZM253 223H257V224H253ZM89 224H91V225H89ZM93 224H98V225H95L96 227L94 226L95 227L94 228L93 227ZM100 224L102 226H100ZM158 224L159 225L160 224H163L162 225V228L160 227L161 225L159 226ZM215 224H217V225L220 224V225L217 226ZM7 225H9V226H7ZM53 225H55V226H53ZM60 225H64V226L60 228L59 227ZM200 225L201 226H205V227H201ZM223 225H225V227H223ZM32 226L34 228L36 226L37 228L34 229ZM69 226H70V229H68ZM71 226H72V228H71ZM116 226H118V227H116ZM120 226L122 228H120ZM124 226H125V228H123ZM131 226H133V227H131ZM152 226H153V230H152ZM157 226H158L159 229L160 228L161 229L159 230L157 228ZM239 226H240V229H239ZM258 226L259 227H262V228H260L261 231L259 230V228L257 230V227ZM17 227H19V228H17ZM52 227H54V228H52ZM91 227H93V228H91ZM189 227H191V229ZM235 227H238V228H235ZM8 228L10 229V231H9ZM40 228H42V229H40ZM58 228H60V229H58ZM83 228H86V229L89 228V230H86V229H83ZM113 228L116 229V230L118 229V231H115V230L113 231ZM154 228H155V230H154ZM185 228H187V229H185ZM216 228H217V232H218L217 234H216ZM254 228H256V229H254ZM30 229H32V230H30ZM50 229H51V231H50ZM66 229H67V231H66ZM73 229H75V230H73ZM106 229L108 230V234H107ZM183 229H185V230H183ZM236 229L239 230V231L237 232ZM16 230H17V232H16ZM42 230H43V232H42ZM166 230L168 231L167 234H166ZM179 230L184 235H182V234L180 235L181 232ZM197 230H199V231H197ZM21 231H23L24 233H22ZM48 231H49L50 234L47 235L46 232L48 233ZM59 231H60V235L58 233ZM81 231L82 232L84 231L87 234H85L84 232L82 233ZM175 231H176V233H175L176 236L173 235ZM189 231H190V235H188V238H189V236L190 237L193 236L194 233H196V234H194V237L189 238V240H187L188 238L186 237L187 238L186 239L185 238V235L188 234ZM73 232H74V234H77L78 233L77 234L78 237H77V235H74ZM136 232H138V233L136 234ZM236 232H237L238 235L235 234ZM242 232H244V233H242ZM20 233H22V235ZM68 233H70V234H68ZM111 233H113V234H111ZM118 233H120L121 236H120V234L117 235ZM222 233H225V234H222ZM246 233H248V235ZM71 234H72V237L69 236ZM139 234H142V235H139ZM160 234H162V235H160ZM218 234H220V235L218 236ZM53 235H55V237ZM90 235H91V237H90ZM110 235H111L112 239H111ZM123 235H124V237H122ZM215 235H217V236H215ZM222 235H225L224 238H222ZM227 235H229V237H227ZM244 235H245V237H243ZM246 235L248 237L250 236V238L251 237H254V236L255 237L254 238H251V239L250 238L247 239L248 237ZM5 236L7 238L4 241V237ZM33 236H34V238H33ZM46 236H48L47 237L48 240H46V238H45ZM50 236H51V238H50ZM56 236L58 237V239H57ZM132 236H134V237H132ZM213 236H214V239H212ZM73 237H76V238H73ZM87 237H89V238L87 239ZM105 237L106 238H109V239H106ZM137 237H138V240L140 242H138ZM144 237H146V238H144ZM225 237H227V238H225ZM10 238H12V239H10ZM179 238L180 239H183V240H180ZM237 238L239 239V241H237L238 240ZM102 239H104V241ZM153 239H154V241H153ZM36 240H37V242H35ZM80 240H81V242H80ZM88 240H90V242H88ZM109 240H112V241H109ZM167 240H169L170 243ZM176 240H178V241L176 242ZM202 240H203V242H202ZM246 240H249L248 241L249 243H247ZM252 240L255 243H253ZM7 241H8V243H7ZM14 241H15V243H14ZM46 241L49 242V243L50 242H52V243L49 244ZM55 241H56V243H55ZM148 241H150V242H148ZM161 241L163 243V246L161 245L162 243L161 244L159 243ZM171 241L173 242V244H172ZM228 241L230 243L229 246H228ZM256 241L258 242V244H257ZM70 242H71V244H70ZM135 242H136V244H135ZM219 242H221V243H219ZM86 243H89V244L86 245ZM156 243H157V246L155 245ZM178 243H179V246H178ZM16 244H18V245L16 246ZM47 244H48V246H47ZM53 244H55V245H53ZM181 244H182V246H181ZM249 244H250V246L252 245L251 246L252 248H250V246H248ZM254 244H255V246H254ZM76 245H78V246H76ZM129 245H132L133 246L132 248L135 249V250H136V247L137 246H139V247L141 246V247L140 248L137 247L138 249L135 251V250H132V248L129 247ZM172 245L173 246L175 245V246L173 247ZM215 245H218V247L220 246L221 248H218ZM245 245H247L246 247L249 249V251H247L248 249L247 250L245 249V247H244ZM158 246H159V248H158ZM9 247H11V248H9ZM146 247H147V249H146ZM190 247H191V249H190ZM227 247H230L229 248L230 250H228ZM49 248H51V249H49ZM56 248H59V250L56 249ZM259 248H262V249H259ZM143 249H144V251H143ZM187 249H190V252ZM201 249H203V250L205 249V250L203 251ZM212 249H214L215 252L214 251H210ZM231 249L234 250V251H232ZM16 250H17V252H16ZM45 250H46L45 253L47 255H45L46 258H43L44 257L43 254H45L44 253ZM150 250H152V251H150ZM173 250L174 251L178 250V251H176L177 252L176 253ZM207 250H208V252H207ZM25 251H26V253H25ZM31 251H32V253H30ZM126 251H128V252H126ZM60 252H62V253H60ZM118 252H119V256H118ZM123 252H125V253H123ZM141 252H143V253L141 254ZM230 252H232V254ZM23 253H25V255ZM28 253H29V255H28ZM72 253H73V255H72ZM169 253H171V254L168 255ZM190 253H191V255H190ZM202 253H204V254H202ZM116 254H117L116 258H113ZM151 254H153V255H151ZM162 254H164V255H162ZM206 254H208L207 257H206ZM229 254H230V256H229ZM18 255L21 258H18ZM48 255H50V256H48ZM68 256H69V258H68ZM72 256L73 257L75 256L74 259H72L73 258ZM85 256H90V258L85 257ZM120 256H122V257L119 258ZM12 257H13V259L15 258V260H12ZM77 257H79V258H77ZM170 257H172V259ZM59 258H61V259H59ZM134 258H136V259H134ZM110 259H112V260H110ZM113 259H117V260L114 261ZM203 259H205V260L203 261ZM82 260H84V262ZM17 261H18V263H17ZM119 261H121V262H119ZM46 262H45V264H46ZM226 262H229V263H226ZM257 262H259V263H257Z\"/></svg>","mask_w":264,"mask_h":264},{"label":"bare ground","instance_id":"2","mask_svg":"<svg viewBox=\"0 0 264 264\" xmlns=\"http://www.w3.org/2000/svg\"><path fill=\"white\" fill-rule=\"evenodd\" d=\"M158 1H159V0H158ZM170 1L172 2V0H170ZM181 1L183 2V0H179L180 3H181ZM188 1H189V0H188ZM191 1H193V0H191ZM194 1H195V0H194ZM209 1H210V0H209ZM212 1H213V0H212ZM212 1H210V3H211ZM218 1H219V0H218ZM220 1H221V0H220ZM234 1H236V0H234ZM255 1L258 2L257 0H255ZM106 2H107V1H106ZM116 2H117V1H116ZM116 2H115V3H116ZM127 2H128V1H127ZM129 2H130V3H133L134 1H129ZM164 2H165V0H164ZM195 2H196V1H195ZM195 2H192V5H193V3H195ZM216 2H217V1H216ZM221 2H222V1H221ZM226 2H227V1H226ZM240 2H241V1H240ZM248 2H249V1H248ZM0 3H1V2H0ZM2 3H3V2H2ZM107 3L109 4V1H108ZM115 3H114V4H115ZM125 3H126V2H125ZM159 3H160V2H159ZM162 3H163V0H162ZM172 3H173V2H172ZM180 3H179V5H178V7L181 5ZM212 3H213V2H212ZM227 3H228V2H227ZM231 3L233 4V2H231ZM234 3H235V2H234ZM242 3H243V2H242ZM246 3H247V0H246ZM169 4H170V3H169ZM185 4H186V3H185ZM188 4H189V3H188ZM218 4H220V3H218ZM225 4H226V3H225ZM240 4H241V3H240ZM250 4H251V3H250ZM254 4H255V3H254ZM101 5L103 6L102 3H101ZM101 5L99 4V7H100ZM183 5H184V2H183V4L181 5V7H183ZM222 5H224V3H222ZM238 5H239V4H238ZM251 5H252V4H251ZM190 6H191V5H190ZM243 6H244V5H243ZM260 6H261V5H260ZM263 6H264V5H263ZM263 6H262V7H263ZM106 7H107V6H106ZM108 7H111V6L109 5ZM120 7H122V6H120ZM168 7H169V6H168ZM187 7H189V6L187 5ZM187 7H185L184 9H187V10H188ZM213 7H214V6H213ZM231 7H232V6H231ZM239 7H240V6H239ZM111 8H114V7H111ZM124 8H125V7H124ZM124 8H123V9H124ZM207 8H208V7H207ZM222 8H223V7H222ZM247 8H248V7H247ZM247 8H246V6H245V10H247ZM260 8H261V7H260ZM97 9H98V8H97ZM99 9H101V8H99ZM107 9H108V8H107ZM143 9H144V8H143ZM177 9H178V8H177ZM179 9H180V7H179ZM179 9H178V10H179ZM219 9H220V8H219ZM223 9H224V8H223ZM223 9H221V10L223 11ZM227 9H229L230 11L232 10L231 8H227ZM104 10H105V9H103V12H104ZM112 10H113V9H112ZM169 10H170V8L168 9V11H169ZM229 10H228V13H229ZM82 11H83V10H82ZM96 11H99V10H96ZM109 11H110V10H109ZM109 11H108V12H109ZM143 11H144V10H143ZM143 11H141V12H143ZM168 11H167V12H168ZM170 11H171V10H170ZM208 11L210 12V10H208ZM233 11H234V10H232V12H233ZM239 11L244 12V9L239 10ZM250 11H252V9H251ZM86 12H88V11L86 10ZM100 12H102V10H101ZM100 12H99V13H100ZM108 12H107V13H108ZM111 12H113V11H111ZM120 12H121V11H120ZM144 12H145V11H144ZM180 12H181V11H180ZM182 12H183V9H182ZM184 12H185V10H184ZM184 12H183V13H184ZM186 12H187V11H186ZM188 12H191V11H188ZM209 12H208V15L210 16L211 14H209ZM211 12H212V11H211ZM223 12H224V11H223ZM223 12H220V13H223ZM232 12H230V13H232ZM104 13L106 14V12H104ZM123 13H126V12L123 11ZM183 13H181V15H180L181 17H182V15H183ZM192 13H195V14H196V11H195V12L192 11ZM206 13H207V12H206ZM230 13H229V14H230ZM261 13H262V12H261ZM78 14H79V13H78ZM112 14H113V13H112ZM121 14H122V13H121ZM137 14H138V13H137ZM143 14H144V13H143ZM145 14H146V12H145ZM159 14H160V13H159ZM161 14H162V13H161ZM161 14H160V15H161ZM165 14H166V16H167V13H165ZM165 14H164V15H165ZM189 14H190V13L186 14L185 16H187V15L189 16ZM212 14H213V13H212ZM215 14H216V13H215ZM233 14H235V12H234ZM233 14H232V15H233ZM238 14H239V13H238ZM107 15L110 16L111 13H110V15H109V14H107ZM133 15H134V14H133ZM138 15H140V14H138ZM138 15H137V16H138ZM147 15H149V14H147ZM156 15H157V17L160 16V15H158V13H157ZM162 15H163V14H162ZM190 15L193 16V14H190ZM205 15H206V14H204V16H205ZM208 15H207V16H208ZM221 15H222V14H221ZM226 15H227V14H226ZM232 15H231V16H232ZM260 15H261V14H260ZM98 16H101V13H100V15H98ZM108 16H106V17L108 18ZM174 16H175V15H174ZM180 16L177 14V16H175V17H180ZM191 16H189V17H191ZM195 16H196V15H195ZM195 16H194L193 18H195ZM213 16H214V15H213ZM228 16H230V15H228ZM236 16H237V15H236ZM106 17H104V18L107 19ZM110 17H112V15H111ZM118 17H119V16H118ZM122 17H123V16H122ZM147 17H149V16H147ZM152 17H155V15H154V16L152 15ZM164 17H165V16H164ZM181 17H180L179 19H180L181 22L183 23V21H184L185 19L182 20ZM183 17H184V15H183ZM197 17H198V15L196 16V18H197ZM225 17H227V16H225ZM239 17H240V18H243V17H241V16H239ZM244 17H245V16H244ZM116 18H117V17H116ZM125 18H126V17H125ZM131 18L133 19L132 16H131ZM138 18H139V16L137 17V19H138ZM143 18H144V17H143ZM161 18H162V17H161ZM165 18H166V17H165ZM167 18H169V17H167ZM191 18H192V17H191ZM191 18H188V20L190 21V23H191ZM196 18H195V19H196ZM199 18H200V17H199ZM211 18H212V17H211ZM228 18H230V17H228ZM232 18H233V17L230 18L231 21L235 19V17H234V19H232ZM101 19L103 20V18H101ZM123 19H124V18H123ZM132 19H131V21H132ZM137 19H136V20H137ZM145 19H146V17H145ZM147 19H149V18H147ZM147 19H146V20H147ZM179 19H178V18H177V19L174 18V21L179 20ZM200 19H201V18H200ZM214 19H215V18H214ZM226 19H227V18H226ZM254 19H255V18H254ZM258 19H260V18H258ZM87 20H88V19H87ZM99 20H100V19H99ZM133 20H134V19H133ZM146 20H145V21H146ZM158 20H159V18H158ZM166 20H168V19H166ZM202 20H203V19H202ZM242 20H245V21H246L247 19L245 18V19H242ZM249 20H250V19H249ZM249 20H248V22H249ZM100 21H101V20H100ZM103 21H104V20H103ZM105 21H106V20H105ZM107 21H108V19H107ZM111 21H112V19H111ZM111 21H110V22H111ZM122 21H123V20H122ZM147 21H148V20H147ZM147 21H146V22H147ZM150 21H151V18H150ZM150 21H148V22H150ZM152 21H153V20H152ZM163 21H165V19H163L162 22H163ZM189 21H188V24H189ZM192 21H193V20H192ZM205 21H206V20H205ZM208 21H209V20H208ZM216 21H217V20H216ZM216 21H215V22H216ZM250 21H252V20H250ZM89 22H90V21H89ZM110 22H109V23H110ZM117 22H119V21H117ZM120 22H121V19H120ZM127 22H128V20H127ZM133 22H134V21H133ZM133 22H131V23H133ZM135 22H137V21H135ZM135 22H134V23H135ZM139 22H140V20H139ZM160 22H161V21H160ZM170 22H171V21H170ZM170 22H169V23H170ZM177 22H178V21H177ZM186 22H187V21H186ZM206 22H207V21H206ZM206 22H205V23H206ZM131 23H130V25H131L130 27H132V24H131ZM134 23H133V26H134ZM152 23H154V22H151V24H152ZM155 23H156V22H155ZM157 23H159V21H157ZM182 23H181V24H182ZM184 23H185V22H184ZM201 23H202V22H201ZM203 23H204V22H203ZM222 23H223V22H222ZM233 23H234V22H233ZM238 23H239V22H238ZM246 23H247V22H246ZM251 23H252V22H251ZM110 24H112V22H111ZM121 24H122V23H121ZM125 24H126V23H125ZM143 24H144V23H143ZM145 24H146V23H145ZM145 24H144V27L146 26ZM151 24H149V25H151ZM174 24H175V23H174ZM185 24H187V23H185ZM191 24H193V23H191ZM197 24H198V23H197ZM216 24H217V23H215V26H217ZM230 24H231V23H230ZM242 24H243V23H241V26H242V28L240 27L241 29H243V25H244V24H243V25H242ZM255 24H257V23H255ZM260 24H261V23H260ZM138 25H140V24H138ZM138 25H136V26H138ZM147 25H148V24H147ZM155 25H156V26H155ZM155 25L153 24L152 26H155V28H156L158 24H155ZM160 25L162 26L163 24H160ZM170 25H171V24H169V28H168V30L171 28L172 31H171V30H169V31H171V32H169L168 30H167V31H168L169 33H173V31H176V28L173 30V27H175V26L173 25V27H170ZM189 25H190V24H189ZM199 25H201V24L199 23ZM208 25H210V24H208ZM218 25H221V24L219 23ZM223 25H224V24H223ZM101 26H102V25H101ZM109 26H110V25H107V27H109ZM120 26H121V25H119V27H120ZM122 26H123V25H122ZM128 26H129V25H128ZM152 26H150V28H152ZM177 26L180 28L179 24L176 25V27H177ZM184 26H186V25H184ZM184 26H183V27H184ZM194 26H195V25H194ZM205 26H206V25H205ZM230 26H231V25H230ZM248 26H249V25H248ZM250 26H251V25H250ZM250 26H249V27H250ZM252 26H253V24H252ZM255 26H256V25H255ZM259 26H260V25H259ZM263 26H264V25H263ZM130 27H127V28H130ZM146 27H147V26H146ZM186 27H187V26H186ZM186 27H185V31H186V32H187V31H190V30H186ZM189 27H190V26H188L187 28H189ZM218 27H219V26H218ZM232 27H233V26H232ZM238 27H239V26H238ZM238 27H237V28H238ZM115 28H116V27H115ZM125 28H126V27H125ZM132 28H133V27H132ZM136 28H137V27H136ZM148 28H149V27H148ZM163 28H165V27H163ZM163 28H162V29H163ZM205 28H206V27H205ZM207 28H209V26H207ZM228 28H229V27H228ZM237 28H236V29H237ZM252 28H253V27H252ZM106 29H109V28H106ZM134 29H135V28H134ZM140 29H141V28H140ZM162 29H161V30H162ZM182 29H183V28H182ZM192 29H193V30H192ZM192 29H191V30L194 31V30H196L197 28H196V29H195V28H192ZM214 29H215V28H212L211 30L214 31ZM219 29H220V28H218V30H219ZM95 30H97L96 27H95ZM111 30H112V29H111ZM114 30H115V29H114ZM117 30H118V29H117ZM136 30H137V29H136ZM146 30L148 31L149 29H146ZM163 30H164V29H163ZM206 30H207V29H206ZM206 30H205L204 32H206ZM256 30H257V26H256ZM256 30H255V31H256ZM97 31H98V30H97ZM109 31H110V30H109ZM120 31H121V30H120ZM138 31H139V29H138ZM147 31H145V32H146L145 34H148V33H149L150 35H153V36H154L155 34H157V31H159V30H157L155 34H152V32H151L152 30L149 31V32H147ZM177 31H181V30H178V28H177ZM185 31H184V30L182 31V32H184L183 34H185ZM213 31H212V32H213ZM224 31H225V30H224ZM229 31H230V30H229ZM112 32H113V31H112ZM112 32L109 33V34H112ZM114 32H115V31H114ZM118 32H119V31H118ZM125 32H126V30H125ZM132 32H133V31H132ZM134 32H135V30H134ZM134 32H133V34H132L133 37H134ZM190 32H191V31H190ZM204 32H203V34H204ZM244 32H245V31H244ZM99 33H100V32H99ZM136 33H137V32H136ZM136 33H135V34H136ZM142 33H143V32L141 31V33H139V36H140V34H142ZM153 33H154V32H153ZM159 33H160V35H163V36H164L165 34H167V32H166V33L164 32L165 34H161L160 31H159ZM174 33L176 34V32H174ZM191 33H192V32H191ZM224 33H225V32H224ZM226 33H228V31H227ZM102 34H105V33L103 32ZM149 34H148V36L150 37ZM194 34H195V33H194ZM222 34H223V33H222ZM237 34H239V31H238ZM237 34L235 33L234 35H237ZM242 34H243V33H242ZM245 34H247V32H245ZM255 34L258 35L259 33L257 32V33H255ZM105 35H106V34H105ZM122 35H123V34H122ZM127 35H128V34H127ZM160 35H159V36H160ZM170 35H171V34H170ZM181 35H182V33H181ZM212 35H213V34H212ZM218 35H219V34H218ZM223 35H225V34H223ZM262 35H263V34H260V36H262ZM100 36H101V34H100ZM111 36H112V35H111ZM139 36H137V38H139ZM141 36L144 37L145 35L142 34ZM166 36H167V35H166ZM166 36H165V37H166ZM196 36H197V35H196ZM209 36H210V35H209ZM215 36H216V35H215ZM240 36H241V34H240ZM244 36H245V35H244ZM258 36H259V35H258ZM101 37H102V36H101ZM107 37H108V36H107ZM113 37H114V36H113ZM115 37H116V38H115ZM115 37H114V38L117 39V33H116ZM118 37H119V36H118ZM135 37H136V35H135ZM135 37H134V39H135ZM155 37H157V36L155 35ZM160 37H161V36H160ZM160 37H159V38H160ZM165 37H164V38H165ZM174 37H175V36H174ZM181 37H182V36H181ZM213 37H214V36H213ZM223 37H224V36H223ZM98 38H99V36H98ZM128 38L131 39L132 36H131V37H128ZM141 38H142V37H141ZM145 38L147 39V36H146ZM159 38H157V40H161V42H162V38H160V39H159ZM166 38H167V37H166ZM168 38H170V37H168ZM176 38L178 39L177 41L179 42V40H180V39H179V36L176 37ZM190 38H191V37H190ZM215 38H216V37H215ZM232 38L234 39V36H233ZM232 38H231V39H232ZM235 38H237V37H235ZM238 38H239V37H238ZM238 38H237V40H238ZM242 38H243V37H242ZM248 38H249V37H248ZM259 38H260V37H259ZM259 38H258V39H259ZM261 38H262V37H261ZM261 38H260L259 40H263V39H261ZM121 39H124V38H121ZM142 39H143V38H142ZM146 39H145V40H146ZM151 39H152V38L149 39V40H150V43H151V41H152ZM171 39H173V38H171ZM205 39L207 40V38H205ZM229 39H230V38H229ZM231 39H230V40H231ZM233 39H232V40H233ZM250 39H251V37H250ZM40 40H41V39H40ZM96 40H97V38H96ZM101 40H102V39H100V41H101ZM124 40H125V42H124V41H123V42L126 43V45H127L128 41H130L129 39L126 40V38H125ZM131 40H132V39H131ZM138 40H139V39H138ZM138 40H137V43H138ZM155 40H156V38H154V42L157 41V40H156V41H155ZM163 40H164V39H163ZM174 40H175V39H174ZM185 40H186V39H185ZM208 40H210V38H208ZM217 40H218V38H217ZM237 40H236V42L238 43ZM100 41H99V42H100ZM117 41H118V40H117ZM117 41H116V42H117ZM126 41H127V42H126ZM132 41H133V40H132ZM132 41H130V43H132ZM139 41H140V40H139ZM146 41H147V40H146ZM166 41H167V39L163 42V43H164V44H163L164 46H165V42H166ZM168 41H170V40H168ZM172 41H173V40H172ZM186 41H187V40H186ZM224 41H225V40H224ZM116 42H115V43H116ZM118 42H120V41H118ZM121 42H122V41H121ZM123 42H122V43H123ZM141 42H142V41H141ZM141 42L139 43V45H141L140 47H142V43H141ZM183 42H184V40H183ZM214 42H216V41H213V43H214ZM217 42H218V41H217ZM239 42H241V41L239 40ZM243 42H244V41H243ZM260 42H261V41H260ZM135 43H136V42H135ZM135 43H134V44H135ZM143 43H144V42H143ZM146 43H147V42H146ZM156 43L158 44V42H156ZM159 43H160V42H159ZM166 43H169V42H166ZM171 43H173V42H171ZM171 43H170V44H171ZM191 43H192V41H191ZM199 43H200V41H199ZM211 43H212V42H211ZM224 43H225V42H224ZM228 43H229V41H228ZM250 43H251V42H250ZM113 44H114V42H113ZM132 44H133V43H132ZM134 44L132 45V47H133V46L138 47L137 44H135V45H134ZM147 44H149V43H147ZM154 44H155V43H154ZM157 44H156V45H157ZM170 44H169V45H170ZM173 44H174V43H173ZM177 44H178V43H177ZM206 44H207L206 46L208 47V43H206ZM209 44H210V43H209ZM214 44H215V46H216V43H214ZM238 44H239V43H238ZM256 44H257V43H256ZM261 44H262V42H261ZM263 44H264V43H263ZM102 45H103V44H101V46H102ZM114 45H115V44H114ZM114 45H113V46H114ZM120 45H121V44H120ZM126 45H125V46H126ZM145 45H146V44H145ZM145 45H143V46H145ZM186 45H187V44H186ZM198 45H199V44H198ZM204 45H205V44H204ZM226 45H227V44H226ZM247 45H248V44H247ZM252 45H253V44H252ZM97 46H100V45L98 44ZM113 46H112V47H113ZM115 46H116V45H115ZM117 46H118V45H117ZM122 46H124V44H122L121 47H122ZM152 46H153V45H150V47H152ZM161 46H162V43H161ZM161 46L158 45L159 48H160ZM170 46H171V45H170ZM174 46H175V45H174ZM174 46H172V47H174ZM213 46H214V45H213ZM213 46H212V47H213ZM219 46H222V44H221V45L219 44V45L217 46V48H218ZM95 47H96V46H95ZM109 47H110V46H109ZM128 47H129V46H128ZM136 47L134 48V50L136 49ZM140 47H139V48H140ZM158 47L156 46V47L153 48V49H154V52H155L156 48L158 49ZM162 47H163V46H162ZM176 47H177V46H176ZM199 47H202V46L199 45ZM199 47H198L197 49H199ZM223 47H226V46H223ZM260 47H261V46H260ZM87 48H88V47H87ZM123 48H124V47H123ZM139 48H138V49H139ZM163 48H164V47H163ZM166 48H168V47H166ZM166 48H165L164 50H165V51H168V50H166ZM184 48H186V47H184ZM215 48H216V47H215ZM220 48H221V47H220ZM220 48H219V49H220ZM253 48H254V46H253ZM102 49H103V48H102ZM106 49H107V48H106ZM106 49H105V50H106ZM120 49H122V48H120ZM138 49H137V50H138ZM141 49H144V48H141ZM141 49H139V50H141ZM160 49H161V48H160ZM171 49H172V48H171ZM179 49H180V48H179ZM181 49H182V48H181ZM208 49H209V47H208ZM223 49H224V48H223ZM243 49H244V48H243ZM98 50H99V49H98ZM145 50L148 51V49H144V51H145ZM158 50H159V49H158ZM164 50H162L161 53L165 52ZM169 50H170V47H169ZM172 50H173V49H172ZM172 50H170V51H172ZM176 50H177V49H176ZM187 50H190V49L188 48ZM229 50H230V49H229ZM114 51H115V48H114L113 52H114ZM117 51H118V50H116V52H117ZM146 51H145V52H146ZM151 51H153V50H151ZM179 51H180V50H179ZM179 51H178V52H179ZM183 51H185V50H183ZM198 51H199V50H198ZM202 51H205V49L202 50ZM202 51H201V52H202ZM211 51H212V50H211ZM215 51H216V50H215ZM220 51H221V49H220ZM240 51H241V50H240ZM251 51H252V50H251ZM253 51H254V50H253ZM111 52H112V51H111ZM139 52H140V51H139ZM149 52H150V50H149ZM175 52H176V51H175ZM191 52H192V51H190V53H191ZM218 52H219V51H218ZM222 52H223V50H222ZM228 52H229V51H228ZM235 52H237V51H235ZM235 52H234V54H236ZM52 53H53V52H52ZM121 53H122V52H121ZM121 53L119 54L120 56H122ZM137 53H138V52H137ZM137 53H136V54H137ZM150 53L152 54L153 52H150ZM168 53H169V52H168ZM171 53H172V52H170L169 54H171ZM183 53H184V52H183ZM183 53H182V54H183ZM187 53H188V52H187ZM216 53H217V52H216ZM225 53H227V52H225ZM53 54H54V53H53ZM76 54H77V53H76ZM112 54H113V53H112ZM127 54L130 55V53H129L128 51H127ZM132 54H134V53H132ZM132 54H131V55H132ZM156 54H157V52H156ZM165 54H166V53H165ZM165 54H164V55H165ZM173 54H174V53H173ZM175 54H177V56H178V53H175ZM179 54H180V53H179ZM182 54H181V55H182ZM208 54L210 55V53H208ZM213 54H214V53H213ZM240 54H241V53H240ZM244 54H247V53L244 52ZM70 55H71V54H70ZM70 55H69V56H70ZM74 55H75V54H74ZM116 55H117V54H116ZM149 55H150V54H149ZM158 55H160V54H158ZM161 55H162V54H161ZM161 55H160V58L158 57L159 59H162V57H164V56L161 57ZM167 55H168V54H166L165 56H167ZM185 55H186V54L184 53V56H185ZM187 55H188V54H187ZM197 55H198V53H197ZM202 55H205V54L201 53V57L203 58L204 56H202ZM214 55H215V54H214ZM219 55H220V54H219ZM226 55H227V54H226ZM261 55H262V54H261ZM42 56H43V55H42ZM59 56H60V54H59ZM94 56H95V55H94ZM120 56L117 55L116 57H119V58H120ZM168 56H169V55H168ZM172 56H173V55H171V57H172ZM174 56H175V55H174ZM228 56H229V55H228ZM96 57H97V55H96ZM96 57H92V61H93L94 58H96ZM134 57H136L137 60L139 59V58H137V56H134ZM196 57H197V56H196ZM69 58H70V57H69ZM72 58L75 59V57H72ZM108 58H109V57H108ZM112 58H115V57H112ZM126 58H127V57H126ZM149 58H150V57H149ZM155 58H156V55H155ZM172 58H173V59H176V58H174V57H172ZM185 58H186V57H185ZM191 58H192V57H191ZM215 58H216V57H215ZM237 58H238V57H237ZM246 58H247V57H246ZM70 59H71V58H70ZM102 59L104 60V58H102ZM140 59H143V58H140ZM166 59H168V57L165 58V60H166ZM188 59H189V57H188ZM228 59H229V58H228ZM241 59H242V58H241ZM53 60H54V59H53ZM62 60H63V59H62ZM67 60H68V59H67ZM77 60H78V59H77ZM77 60L75 61V63L77 62ZM89 60H91V59H89ZM95 60L98 61L97 59H95ZM111 60H112V59H111ZM119 60H120V59H119ZM143 60H144V59H143ZM143 60H141V61L143 62ZM147 60H148V59H147ZM147 60H145V63H146ZM150 60L152 61V59H150ZM150 60H149V61H150ZM153 60H155V59H153ZM162 60H164V59H162ZM162 60H161V61H162ZM169 60H170V59H168V61H169ZM189 60H191V59H189ZM198 60H199V59H198ZM198 60H197V61H198ZM230 60H231V59H229V61H230ZM245 60L248 61L247 59H245ZM36 61H38V60H36ZM57 61H58V60H57ZM100 61H101V63H102V60H100ZM125 61H127V60H125ZM132 61H134V59H133ZM132 61H131V63H132ZM149 61H147V63H146L147 65L149 64V63H148ZM220 61H221V60H220ZM237 61H238V59H237ZM237 61H236V62H237ZM251 61H252V59H251ZM47 62H48V61H47ZM83 62H85V61H83ZM116 62H117V61H116ZM127 62H128V61H127ZM157 62H158V61H157ZM164 62H165V61H164ZM164 62H163L162 64H164ZM169 62H173V63H174L173 60H172V61H169ZM177 62H178V61H177ZM180 62H181V61H180ZM184 62H187V61H184ZM184 62H182V63H184ZM189 62H191V61H189ZM201 62H202V61H201ZM203 62H204V61H203ZM211 62H212V61H211ZM234 62H235V61H234ZM234 62H233V63H234ZM236 62H235V63H236ZM240 62H241V60H240ZM252 62H253V61H252ZM40 63H41V62H40ZM40 63H39V65H41ZM43 63H44V60H43ZM48 63H50V62H48ZM48 63H47V65H48ZM65 63H66V61H65ZM65 63H64V65H66ZM80 63H81V61H80ZM89 63H90V62H89ZM110 63H111V61H110ZM134 63H137V62H134ZM153 63H154V62H153ZM246 63H247V62H246ZM258 63H259V62H258ZM50 64H52V63H50ZM69 64H70V63H69ZM72 64H73V63H72ZM76 64H77V63H76ZM102 64H103V63H102ZM107 64H109V63H106V66H108ZM112 64H113V63H112ZM123 64H124V63H123ZM162 64H161V66H162ZM169 64L171 65V63H169ZM179 64H180V63H179ZM179 64H177V65L179 66ZM184 64H185V63H184ZM197 64H198V63H197ZM25 65H26V64H25ZM67 65H68V64H67ZM80 65H81V64H80ZM109 65H110V67H111V64H109ZM124 65H125V64H124ZM138 65H139V64H138ZM138 65L136 64V65H133V66H137V67H138ZM150 65H152V64H150ZM153 65H154V64H153ZM155 65H156V63H155ZM155 65H154V67H155ZM165 65H166L165 67L168 66V64H165ZM177 65H175L173 69H176ZM187 65L192 66V64L190 65V63H188ZM187 65H186V66H187ZM42 66H43V64H42ZM70 66H71V65H70ZM159 66H160V65H159ZM163 66H164V65H163ZM183 66H184V65H183ZM211 66H213V62H212V65H211ZM219 66H220V65H219ZM257 66H258V65H257ZM48 67H49V65H48ZM48 67H47V68H48ZM55 67H56V66H55ZM67 67H68V66H67ZM81 67H82V66H81ZM129 67H130V66H129ZM131 67H132V66H131ZM139 67H140V66H139ZM139 67H138V68H139ZM146 67H147V66H146ZM154 67H153V68H154ZM156 67H158V65H157ZM168 67H169V66H168ZM238 67H239V66H238ZM243 67H244V66H243ZM6 68H7V67H6ZM92 68H93V67H92ZM118 68H119V67H118ZM126 68H127V65H126ZM134 68H135V67H134ZM158 68H159V67H158ZM162 68H163V67H162ZM179 68H182V69H183L182 66L179 67ZM191 68H192V67H191ZM191 68H190L191 71H193V70L196 71V69L199 68V65H198V68H193V70H192ZM215 68L217 69V67H215ZM43 69H44V68H43ZM51 69H52V68L48 69V71L51 70ZM81 69H82V68H81ZM113 69H114V68H113ZM129 69H131V68H129ZM146 69H147V68H146ZM177 69H178V67H177ZM182 69H181V70H182ZM185 69H186V67H185ZM203 69H204V68H203ZM209 69H210V68H208V70H207V68H206V70H207V74H208V71H210ZM216 69H215V70H216ZM229 69H230V68H229ZM234 69H235V68H234ZM248 69H249V68H248ZM257 69H258V68H257ZM41 70H42V68H40V71H41ZM108 70H110V69H108ZM138 70H140V69H138ZM155 70H156V69H155ZM190 70H189V71H190ZM206 70L204 69V71H206ZM262 70H263V69H262ZM3 71H4V70H3ZM9 71H10V69H8L7 72H9ZM34 71H36V69H35ZM85 71H86V70H85ZM85 71H84V72H85ZM101 71H102V70H101ZM110 71H111V70H110ZM141 71H143V70H141ZM162 71H163V69H162ZM168 71H171V69L169 70V68H168ZM173 71H174V70H173ZM182 71H183V70H182ZM187 71H188V70H187ZM202 71H203V70H202ZM202 71H201V72H202ZM204 71H203V72H204ZM212 71H213V70H212ZM216 71H217V70H216ZM235 71H236V70H235ZM235 71H234V72H235ZM244 71H245V70H244ZM18 72H19V71H18ZM21 72H22V71H21ZM57 72H58V71H57ZM72 72H73V71H72ZM76 72H77V71H76ZM80 72H81V71H80ZM92 72H93V69H92ZM104 72H105V71H104ZM107 72L109 73V71H107ZM165 72H167V71L164 70V73H165ZM174 72H175V71H174ZM174 72H172V73H174ZM183 72H185V71H183ZM197 72H199V71H197ZM250 72H251V71H250ZM33 73H34V72H33ZM49 73H50V72H49ZM63 73H65V71H64ZM63 73H62V74H63ZM87 73H88V72H87ZM90 73H91V72H90ZM105 73H106V72H105ZM131 73H132V72H131ZM133 73H134V72H133ZM133 73H132V74H133ZM140 73H141V72H139V74H140ZM160 73H161V72H160ZM167 73H168V72H167ZM169 73H170V72H169ZM185 73H187V72H185ZM204 73H205V72H204ZM210 73H212V72H210ZM238 73H239V72H238ZM258 73H259V72H258ZM8 74H9V73H8ZM8 74H5V75L7 76ZM11 74H12V73H11ZM21 74H22V73H21ZM28 74H29V73H28ZM92 74H94V73H92ZM113 74H114V73H113ZM122 74H123V72H122ZM137 74H138V73H137ZM156 74H157V73H156ZM165 74H166V73H165ZM181 74H182V73H181ZM213 74H214V73H213ZM248 74H249V73H248ZM256 74H257V73H256ZM12 75H13V74H12ZM23 75H24V74H23ZM25 75H26V74H25ZM52 75H53V74H52ZM52 75L49 74V75H45V76H46V77L49 76V77L51 78V77H53ZM57 75H58V74H57ZM63 75H64V74H63ZM68 75H69V74H68ZM68 75H65V77L68 76ZM74 75H76V74H74ZM74 75H72V73H71V74H70V77H72V76H74ZM77 75H78V74H77ZM105 75H106V74H105ZM126 75H127V74H126ZM141 75H142V74H141ZM141 75H140V76H141ZM162 75H163V74H162ZM166 75H167V74H166ZM177 75H178V74H177ZM183 75H184V74H183ZM185 75H186V74H185ZM194 75H197V73H195ZM204 75H205V74H204ZM204 75H203V77H204L203 79H205V76H204ZM239 75L241 76L240 73H239ZM239 75H238V80L240 81V79H239ZM258 75H259V74H258ZM263 75H264V73H263ZM2 76H3V75H2ZM6 76L4 77V79H5L6 81H5V80H4V81L7 83V81H9V80L7 79ZM30 76H31V75H30ZM30 76H29V77H30ZM38 76H39V75H38ZM54 76H56V75H54ZM61 76H62V75H61ZM61 76H60V79H62ZM86 76H87V75H86ZM103 76H104V75H103ZM108 76H109V75H108ZM140 76H139V78H140ZM156 76H159V75L157 74ZM172 76H173V74H172ZM200 76H201V78H200ZM243 76H244V75H243ZM243 76H241V77H243ZM11 77H12V76H11ZM23 77H24V76H23ZM29 77H27V78L29 79V80H27L28 82L30 81V78H29ZM49 77H48V78H49ZM65 77H64V78H65ZM81 77H82V76H81ZM81 77H79V78L81 79ZM84 77H85V76H84ZM90 77H91V76H90ZM90 77H89V78H90ZM93 77H94V76H93ZM93 77H91V79H89V78H87V79H89V80L91 81V80L94 79ZM96 77L98 78L97 75H96ZM96 77H95V78H96ZM99 77H100V76H99ZM126 77H127V76H126ZM144 77H145V76H144ZM175 77H177V76H175ZM192 77H193V75H191V78H192ZM252 77H254V76H252ZM27 78H25V79H27ZM38 78H39V77H38ZM43 78H44V76H43ZM43 78L41 79V81L43 80ZM64 78H63V80H64ZM72 78H73V77H72ZM121 78H122V77H121ZM124 78H125V77H124ZM155 78H156V77H155ZM173 78H174V76H173ZM181 78H182V77H181ZM198 78H199L200 80H202V75H200V72H199V77H198ZM206 78H207V77H206ZM21 79H22V77H21ZM45 79L49 82V80H48L47 78H45ZM45 79H44V80H45ZM111 79H112V78H111ZM111 79H110V81H111ZM125 79H126V78H125ZM141 79H144V78H141ZM148 79H149V78H148ZM175 79H176V78H175ZM186 79H187V78H186ZM207 79H208V78H207ZM210 79H212V78H210ZM222 79H223V77H222ZM252 79H253V78H252ZM51 80H52V79H50V84L47 83L48 86H50V85L52 86L53 83L51 84ZM58 80H59V79H58ZM75 80H77V77H76ZM89 80H88L87 83H89ZM130 80H131V79H130ZM138 80H140V79H138ZM149 80H150V79H149ZM172 80H173V79H172ZM172 80H170V81L172 82ZM177 80H178V79H177ZM189 80H190V79H189ZM208 80H209V79H208ZM13 81H14V78H13ZM13 81H12V82H13ZM47 81H46V82H47ZM56 81H57V80H56ZM73 81H74V80H71V82H73ZM128 81H129V80H128ZM159 81H160V80H158L157 82L159 83ZM170 81H168V83H167V81H166L165 83H167V84L169 85V84H170ZM178 81H180V80H178ZM181 81H182V80H181ZM185 81H186V80H185ZM190 81H191V80H190ZM210 81H211V80H210ZM248 81H250V80H248ZM12 82H9V83H12ZM30 82H31V81H30ZM53 82H55V81H53ZM62 82H63V81H62ZM74 82H75V81H74ZM112 82H113V81H112ZM122 82H123V80H122ZM126 82H127V81H126ZM146 82H147V81H146ZM146 82H145V83H146ZM213 82H214V81H212V83H213ZM216 82H217V81H216ZM229 82H230V81H229ZM231 82L233 83L232 79H231ZM236 82H237V81H236ZM245 82H246V81H245ZM2 83H3V82H2ZM6 83H5V85H6ZM14 83H16V82H14ZM14 83H13V85H14ZM94 83H95V82H94ZM94 83H93V84H94ZM109 83H111V82H109ZM136 83H137V81H136ZM139 83H140V82H139ZM141 83H142V82H141ZM145 83H142V85L145 84ZM161 83H162V82H161ZM165 83H164V84H165ZM180 83H181V82H180ZM193 83H195V82H193ZM198 83H199V82H198ZM203 83H204V85H206L205 82H203ZM203 83H202V81H201V84H203ZM218 83H219V82H218ZM54 84H55V83H54ZM57 84H59V83H57ZM71 84H73V83H71ZM77 84H79V82H77ZM83 84H84V82H83ZM90 84H91V82H90ZM97 84L101 85L100 83H96V85H97ZM112 84H115V83L113 82ZM112 84H111V85H112ZM125 84H126V83H125ZM134 84H135V83H134ZM146 84H147V83H146ZM156 84H157V83H156ZM188 84H189V83H188ZM221 84H222V83H221ZM244 84H245V83H244ZM10 85H11V84H10ZM27 85L30 86L29 84H27ZM44 85H45V87H47V86H46V83H45ZM96 85H95V86H96ZM99 85H98V88H99ZM102 85H103V83H102ZM102 85H101V86H102ZM111 85L108 87L109 89L111 88ZM161 85H163V83H162ZM165 85H166V84H165ZM194 85H195V84H194ZM234 85H235V82H234L233 84H231L230 86H234ZM1 86H2V85H1ZM7 86H9V85L7 84ZM36 86H37V85H36ZM41 86L43 87V85H41ZM51 86H50V87H51ZM66 86H67V87H71V86H68V84H67ZM76 86H77V85H76ZM84 86H85V84H84ZM84 86L82 85V87H84ZM183 86H184V85H183ZM196 86H197V85H195V87H194L195 89H193V90H196V89H197ZM212 86H213V85H212ZM216 86H217V85H216ZM216 86H215V87H216ZM230 86H229V87H230ZM248 86H249V85H248ZM10 87H12V86H10ZM19 87H20V86H19ZM31 87H32V86H31ZM42 87H41V88H42ZM105 87H106V85H105ZM116 87H118V86H116ZM116 87H115V88H116ZM120 87H122V86H120ZM136 87H138V86H136ZM160 87H161V86H160ZM166 87H167V86H166ZM179 87L181 88V86H179ZM179 87H178V88H179ZM184 87H185V86H184ZM189 87H190V86H189ZM198 87H200L199 84H198ZM201 87H202V86H201ZM210 87H211V86H210ZM218 87H219V86H218ZM229 87H228V88H229ZM236 87H237V86H236ZM236 87H235V88H236ZM249 87H250V86H249ZM0 88H1V87H0ZM2 88H4V87H2ZM15 88H16V85H15ZM26 88H27V87H26ZM37 88H38V87H37ZM43 88H44V87H43ZM52 88H53V87H52ZM52 88H50V89H52ZM58 88H59V87L56 86V89H58ZM101 88H102V87H101ZM106 88H107V87H106ZM106 88H105V90H106ZM157 88H158V87H157ZM203 88H204V87H203ZM203 88H200V89L198 88V89H199V91H200V90L203 89ZM226 88H227V87H226ZM233 88H234V87H233ZM5 89H6V88H5ZM12 89H13V88H12ZM23 89H24V88H23ZM39 89H40V88H39ZM44 89H45V88H44ZM59 89H60V88H59ZM72 89H73V88H72ZM74 89H76V88H74ZM77 89H78V87H77ZM77 89H76V90H77ZM79 89H80V88H79ZM99 89H100V88H99ZM109 89H108V90H109ZM120 89H121V88H120ZM128 89H129V88L127 87V90H128ZM184 89H187V88H184ZM191 89H192V88H191ZM211 89H212V88H211ZM218 89H219V88H218ZM239 89H240V88H239ZM3 90H4V89H3ZM8 90H9V89H8ZM13 90H14V89H13ZM16 90H17V89H16ZM16 90H14V91H16ZM30 90H31V89H29V91H30ZM34 90H36V89H33V91H34ZM40 90H41V89H40ZM40 90H39L37 93H39ZM60 90L62 91V89H60ZM67 90H68V89H67ZM67 90H66V91H67ZM82 90H84V89H82ZM82 90H81V91H82ZM101 90H102V89H101ZM101 90H100V92H102ZM110 90L114 92L115 89H113V90L110 89ZM110 90H109V92H110ZM145 90H146V89H145ZM164 90L166 91V89H164ZM179 90H180V89H179ZM189 90H190V89H189ZM223 90H224V89H223ZM223 90H221V91H223ZM225 90L227 91L228 89H225ZM257 90H259V89H257ZM257 90H256V91H257ZM5 91H6V90H5ZM14 91H12V92H14ZM18 91H19V90H18ZM36 91H37V90H36ZM55 91H57V90H55ZM55 91H54V93H55ZM61 91H60V92H61ZM119 91H120V90H119ZM135 91H136V89H135ZM185 91H186V90H185ZM204 91H205V90H204ZM235 91H236V93H237V91H239V90L235 89ZM235 91L233 90L232 92L234 93ZM1 92H2V90H1ZM44 92H45V91L42 90V93H44ZM47 92H48V87H47ZM47 92H46V94H47ZM83 92H84V91H83ZM103 92H104V91H103ZM109 92H108V94H109ZM117 92H118V90H117ZM128 92H130V90H129ZM131 92H132V89H131ZM138 92H140V91L138 90ZM150 92H151V91H150ZM180 92H181V91H180ZM180 92L178 91V93H180ZM187 92H188V91H187ZM189 92H191V90H190ZM197 92H198V91H197ZM218 92H219V90H218ZM224 92H225V91H224ZM230 92H231V91H230ZM241 92H243V91H241ZM248 92H249V91H248ZM250 92H251V91H250ZM4 93H5V92H4ZM7 93H8V92H7ZM48 93H49V92H48ZM50 93H51V92H50ZM50 93H49V95L51 96ZM52 93H53V92H52ZM171 93H172V92H171ZM173 93H174V92H173ZM173 93H172V94H173ZM195 93H196V92H195ZM222 93H223V92H222ZM261 93H262V92H261ZM261 93H260V94H261ZM0 94H1V93H0ZM5 94H6V93H5ZM14 94H15V93H14ZM14 94H13V95H14ZM31 94H32V93H31ZM68 94H69V91H68ZM76 94H77V93H76ZM112 94H113V93H112ZM115 94H116V93H115ZM115 94L111 95V97L114 96ZM118 94H119V93H118ZM118 94H116V95H118ZM128 94H129V93H128ZM157 94H158V93H157ZM176 94H177V92H176ZM198 94H199V93H198ZM230 94H231V93H230ZM238 94H239V93H238ZM238 94H237V95H238ZM260 94H259V95H260ZM36 95H37V94H36ZM36 95H35V96H36ZM52 95H53V94H52ZM85 95H86V94H85ZM102 95H104V93H103ZM120 95H123V94H120ZM120 95H119V96H120ZM177 95H178V94H177ZM180 95H181V93H180ZM201 95H202V97H203V92H202V91H201V93H200L199 95H197V96L201 97ZM235 95H236V94H235ZM255 95H256V94H255ZM259 95H258L257 97H259ZM9 96H10V95H9ZM9 96H7V97H9ZM31 96H32L33 98L35 97V96H33V95H31ZM44 96H45V95H44ZM50 96H49V97H50ZM57 96H58V94H57ZM66 96H67V95H64V98H61V100H62V99H65ZM93 96H94V95H93ZM105 96H106V95H105ZM109 96H110V95H109ZM123 96H124V95H123ZM125 96H126V95H125ZM142 96H143V95H142ZM152 96H154V95H152ZM173 96L176 97V95H174V94H173ZM197 96H196V98H197ZM212 96H213V95H212ZM212 96H211V97H207V98H212ZM232 96H234V94H233ZM239 96H240V95H239ZM1 97H2V95H0V118L3 117V115H7V114H5V113H6V110H7V107H8L7 102H5V101H6L5 98H4V100H3ZM38 97H40V95H39ZM38 97H37V98H38ZM51 97H52V96H51ZM67 97H69V96H67ZM79 97H80V96H79ZM111 97H110V100H111ZM178 97H179V96H178ZM202 97H201V98H202ZM30 98H31V97H30ZM42 98H43V97L41 96L40 99H42ZM44 98H45V97H44ZM53 98H54V97H53ZM55 98H56V97H55ZM55 98H54V99H55ZM72 98H73V97H72ZM86 98H87V99H86ZM86 98H85V99H86V101H87V100L89 99V97H86ZM116 98H119V97H116ZM116 98H115L114 100H116ZM120 98H121V97H120ZM154 98H156V97H154ZM164 98H165V97H164ZM164 98H162V99H164ZM214 98H215V97H214ZM223 98H224V97H223ZM228 98H229V97H226L225 99H228ZM230 98H231V97H230ZM233 98H234V97H232L231 99H233ZM236 98H237V97H236ZM27 99H28V98H27ZM31 99H32V98H31ZM34 99H35V98H34ZM57 99H58V97H57ZM66 99H67V98H66ZM121 99H122V98H121ZM121 99H120V100H121ZM138 99H139V103L141 102V100H143V99L140 100L139 97H138ZM148 99H150V98L148 97ZM151 99H152V97H151ZM162 99H161V100H162ZM176 99H177V98H176ZM194 99H195V98H194ZM202 99H203V101H204L205 98L203 97ZM240 99H241V104H242V97H240ZM259 99H260V98H259ZM261 99H262V98H261ZM10 100H13V99L10 98ZM18 100H19V99H18ZM18 100H17V101H18ZM29 100H30V99H29ZM38 100H39V99H38ZM58 100H60V99H58ZM58 100H57V102H58ZM89 100H90V99H89ZM104 100H106V98H105ZM153 100H155V99H153ZM158 100H159V99H158ZM185 100H186V99H185ZM197 100H198V99H197ZM209 100H211V99H209ZM219 100L222 101L221 99H219ZM223 100H224V99H223ZM238 100H239V99H238ZM15 101H16V99H15ZM17 101H16V102H17ZM31 101H32V100H31ZM35 101H36V100H35ZM39 101H40V100H39ZM45 101H46V100H45ZM49 101H51V100H49ZM62 101H65V100H62ZM94 101H96V99H95ZM137 101H138V100H137ZM193 101H194V100H193ZM253 101H254V100H253ZM11 102H13V101H11ZM16 102H15V104H17V103L19 104V103H20V102H17V103H16ZM23 102H24V101H23ZM23 102H22V104H23ZM27 102H28V100H27ZM27 102H26V103H27ZM52 102H53V101H51V103H52ZM91 102H92V98H91L90 102H87V103H91ZM99 102H102V100L100 99ZM120 102H121V101H120ZM129 102H131V101H129ZM144 102H145V101H144ZM144 102H143V103H144ZM175 102H177V100H176ZM175 102L173 101V103H175ZM194 102H196V100H195ZM260 102H261V101H260ZM31 103H33V101L30 102V104H31ZM38 103H39V102H37V106H41V105H39V104H41V103H39V104H38ZM42 103H43V102H42ZM44 103H45V102H44ZM51 103H50V104H51ZM81 103H82V102H81ZM87 103H86V104H87ZM94 103H95V102H94ZM94 103H93V104H94ZM96 103H97V101H96ZM102 103H103V102H102ZM115 103H116V102H115ZM115 103H114L113 105H115ZM143 103H142V104H143ZM148 103H149V105H150L151 107H154V105H151L152 102H151V103L148 102ZM170 103H172V102H170ZM170 103H169V104H170ZM173 103H172V104H173ZM182 103H183V101H181V104H182ZM186 103H187V102H186ZM203 103H204V102H203ZM203 103H200L201 106H203ZM205 103H206V102H205ZM232 103H233V102H232ZM245 103H246V102H245ZM15 104L13 103V105H15ZM28 104H29V102H28ZM35 104H36V103H35ZM35 104H33V107H34ZM58 104H59V103H58ZM66 104H67V103H66ZM107 104H108V103H106V106H107ZM127 104H128V102H127ZM131 104H132V103H131ZM140 104H141V103H140ZM142 104H141V105H142ZM153 104H154V103H153ZM164 104H165V103H164ZM164 104H163V105H164ZM166 104H167V103H166ZM166 104H165V105H166ZM169 104H167V106H171V104H170V105H169ZM179 104H180V103H178V104L176 103L177 106H178ZM181 104H180V105H181ZM194 104H195V103H194ZM198 104H199V102H198ZM198 104H196V105H198ZM200 104H199V105H200ZM210 104H211V103H210ZM236 104H237V103H236ZM241 104H240V105H241ZM46 105H47L48 108H49V104H46ZM46 105H45V106H46ZM51 105H52V104H51ZM55 105H57L56 101H55ZM100 105H101V103H100ZM100 105H99V106H100ZM102 105H103V104H102ZM129 105H130V104H129ZM134 105H136V103H135ZM163 105H162V106H163ZM199 105H198V106H199ZM240 105H239V107H240ZM22 106H23V105H22ZM29 106H30V105H29ZM29 106H28V107H29ZM68 106H69V104H68ZM71 106H72V105H71ZM79 106H80V105H79ZM84 106H85V105H84ZM97 106H98V105H97ZM106 106H105V104H104V107H106ZM145 106H147V105H145ZM145 106H144V108H145ZM237 106H238V104H237ZM31 107H32V106H31ZM33 107H32V108H33ZM50 107H51V106H50ZM55 107H56V106H55ZM59 107H60V106H59ZM125 107H126V105H125ZM141 107H142V106H141ZM163 107H164V106H163ZM163 107H162V108H163ZM165 107H166V106H165ZM179 107H180V106H179ZM179 107H177V108H179ZM199 107H200V106H199ZM199 107H198V108H199ZM11 108H12V107H11ZM11 108H10V109H11ZM24 108H25V107H24ZM26 108H27V107H26ZM46 108H47V107H46ZM48 108H47V109H48ZM56 108H58V107H56ZM131 108H132V106H131ZM133 108H134V106H133ZM160 108H161V107H160ZM170 108H171V107H170ZM177 108H176V111L178 112L179 110H177ZM182 108H184V107H182ZM182 108L180 107V109H182ZM190 108H191V106H190ZM201 108H202V107H201ZM242 108H243V107H242ZM35 109H36V108H35ZM41 109H42V108H41ZM53 109H54V107H53ZM53 109H52V112L55 111V110H53ZM58 109H59V108H58ZM72 109H74V108L72 107ZM89 109H90V108H89ZM106 109H107V108H106ZM126 109H127V107H126ZM140 109H141V108H140ZM153 109H154V108H153ZM173 109H174V108H173ZM184 109H185V108H184ZM219 109H221V108H219ZM222 109L224 110V108H222ZM32 110H33V109H32ZM132 110H133V109H132ZM147 110H148V109H147ZM151 110H152V109H151ZM191 110H192V108L190 109V111H191ZM194 110H195V109H194ZM203 110H204V109H203ZM208 110H209V109H207V111H208ZM211 110H212V109H211ZM214 110H216V109H214ZM25 111H28V109L25 110ZM70 111H71V110H70ZM91 111H92V110H91ZM120 111L122 112L123 110H120ZM138 111H140V110H138ZM153 111H154V110H153ZM184 111H185V110H184ZM184 111H183V112H184ZM190 111H189V112H190ZM205 111H206V107H205ZM217 111H221V110H218V109H217ZM16 112H18V111L16 110ZM74 112H75V111H74ZM88 112H89V111H88ZM99 112H100V111H99ZM99 112H98V116H99V114H100ZM103 112H104V111H103ZM127 112H128V110H127ZM127 112H126V113H127ZM129 112H131V111H129ZM129 112H128V114H129ZM132 112H133V111H132ZM134 112H135V111H134ZM140 112H141V111H140ZM142 112H144V111H142ZM155 112H156V111H155ZM158 112H159V111H158ZM164 112H166V111H164ZM164 112H163V113H164ZM183 112H182V113H183ZM187 112H188V111H187ZM192 112H193V110H192ZM195 112H196V111H195ZM195 112L191 113L192 115H191L190 113H189L188 115H190V116L192 117V116H194V113H195ZM201 112H202V111H201ZM232 112H233V111H232ZM31 113H32V112H31ZM50 113H51V111H50ZM55 113H57V112H55ZM148 113H151V111L148 112ZM161 113H162V112H161ZM173 113H174V112H173ZM173 113L171 114V116H172V115L174 116ZM184 113H185V112H184ZM197 113H198V112H197ZM204 113H206V112H204ZM27 114H28V112H27ZM27 114H26V116L24 115L25 120H26V119H30V117L27 118V117H28ZM53 114H54V113H53ZM76 114H77V116L79 115L78 113H76ZM88 114H90V113H88ZM112 114H113V116H114V113H112ZM118 114H119V113L117 112L116 115H118ZM199 114H200V113H199ZM215 114H216V112H215ZM215 114H214V115H215ZM218 114H220V112H219ZM32 115H34V114H32ZM32 115H31V116H32ZM54 115H55V114H54ZM54 115H52V116H54ZM62 115H63V114H62ZM72 115L76 116L75 114H72ZM90 115H92V113H91ZM176 115H177V114L175 113V116H176ZM222 115H223V114H222ZM9 116H10V115L8 114V115H7V118H8ZM34 116H35V115H34ZM55 116L57 117V114H56ZM129 116H130V115H129ZM134 116H135V115H134ZM146 116L148 117V115H146ZM153 116H154V115H153ZM167 116H168V115H167ZM173 116H172V117H173ZM196 116H197V115H196ZM200 116H201V115H200ZM206 116H207V115H206ZM218 116H219V115H218ZM231 116H232V115H231ZM35 117H36V116H35ZM62 117H63V116H62ZM80 117H81V116H80ZM82 117H83V116H82ZM91 117H92V116H91ZM93 117H94V116H93ZM93 117H92V118H93ZM100 117H101V116L98 117V120H99ZM127 117H128V116H127ZM172 117H171V118H172ZM182 117H183V116H182ZM187 117H188V116H187ZM194 117H195V116H194ZM202 117H204V116H201V118H202ZM213 117H214V116H212V118H213ZM220 117H221V116H220ZM57 118H58V117H57ZM78 118H79V117H78ZM95 118H96V117H95ZM102 118H103V117H102ZM111 118H112V117H111ZM130 118H131V117H130ZM150 118H151V117H150ZM150 118H149V119H150ZM176 118L179 119L180 116H179V117L176 116ZM185 118H186V117H185ZM189 118H190V117H189ZM216 118H217V120H218L219 117H217V115H216ZM233 118H234V117H233ZM80 119H81V118H80ZM93 119H94V118H93ZM100 119H101V118H100ZM144 119H145V118H144ZM163 119H164V118H163ZM172 119H174V118H172ZM197 119H199V118H197ZM204 119H206V117H205ZM209 119H210V118H209ZM220 119H221V118H220ZM223 119H224V118H223ZM229 119H230V118H229ZM252 119H253V118H252ZM34 120H35V119H34ZM56 120H57V119H56ZM58 120H59V118H58ZM83 120H84V119H83ZM85 120H86V119H85ZM94 120H96V119H94ZM103 120H104V119H103ZM103 120H102V121H103ZM113 120H114V119H113ZM115 120H116V118H115ZM115 120H114V121H115ZM128 120H130V119H128ZM154 120H155V119H154ZM160 120H161V119H160ZM174 120H176V119H174ZM194 120H195V119H194ZM206 120H207V119H206ZM2 121H3V120H2ZM4 121H5V120H4ZM4 121H3V122H4ZM52 121H53V120H51V122H52ZM86 121L88 122L87 124H90V123H89V122H90L89 120H86ZM86 121H85V122H86ZM96 121H97V120H96ZM124 121H125V120H124ZM141 121H142V123L144 122L143 120H141ZM141 121H138V122H141ZM150 121H151V120H150ZM168 121H169V120H168ZM170 121H171V120H170ZM180 121H182V118H181ZM180 121H179V122H180ZM188 121H189V120H188ZM196 121H197V120H196ZM200 121H201V122H204V120H200ZM251 121H252V120H251ZM8 122H10V121H8ZM23 122H24V120H23ZM23 122H21V124H23ZM27 122H29V121L27 120ZM53 122H54V121H53ZM53 122H52V123H53ZM116 122H118V121H116ZM148 122H149V121H148ZM160 122L163 123L162 121H159V123H160ZM172 122H173V121H172ZM182 122H183V123H182V125H183V124H184V121H182ZM185 122H186V124L188 123L187 121H185ZM197 122H198V121H197ZM206 122H207V121H206ZM226 122H227V121H226ZM0 123H2V122H0ZM17 123H18V122H17ZM30 123H31V119H30L29 124H30ZM93 123H96V122H93ZM119 123H120V122H119ZM154 123H155V122H154ZM161 123H160V124H161ZM165 123H166V122H165ZM167 123H170V122H167ZM191 123H192V122H191ZM195 123H196V122H195ZM224 123H225V122H224ZM29 124H28V125H29ZM31 124H32V123H31ZM36 124H37V123H36ZM122 124H123V123H122ZM126 124H128V122H126ZM135 124H136V123H135ZM135 124H134V125H135ZM149 124H150V123H148V124H146V125H149ZM170 124H171V123H170ZM175 124H176V123H175ZM199 124H200V123H199ZM202 124H204V123H202ZM10 125H11V124H10ZM50 125H52V124H50ZM54 125H55V122H54ZM54 125H53V126H54ZM104 125H105V124H104ZM107 125H109V123H108ZM115 125H116V124H115ZM123 125H125V124H123ZM123 125H122V126L120 125V126L123 128ZM136 125H137V124H136ZM136 125H135V126H136ZM142 125H143V124H142ZM150 125H151V124H150ZM187 125H188V124H187ZM196 125H198V123H196ZM196 125H195V126H196ZM200 125H201V124H200ZM206 125H208V123H207ZM206 125H204L203 128H205ZM221 125H222V124H221ZM0 126H1V125H0ZM3 126H6V125H3ZM7 126H8V125H7ZM19 126H20V125H19ZM19 126H18V127H19ZM29 126H30V125H29ZM88 126H89V125H88ZM93 126H94V125L92 124V131H93L94 128H95V127H93ZM120 126H119V127H120ZM138 126H139V125H138ZM185 126H186V125H185ZM188 126H189V125H188ZM188 126H186V127L188 128ZM191 126H192L191 128L189 127L190 129L193 128V125H192V124H191ZM209 126H210V125H209ZM18 127H15V128L18 130V129H19ZM32 127H34V125H33ZM45 127H46V126H45ZM49 127H50V126H49ZM85 127H87V126H85ZM100 127H101V126H100ZM114 127H115V126H114ZM144 127H145V126H144ZM156 127H157V126H156ZM158 127H159V124H158ZM161 127H163V126H161ZM198 127H199V125H198ZM242 127H244V126H242ZM2 128H4V127H1V129H2ZM10 128H11V126H10ZM15 128H14V129H15ZM54 128H55V126H54ZM90 128H91V127H90ZM122 128H121V129H122ZM170 128H171V127H170ZM187 128H185V129H187ZM203 128H201V129L203 130ZM212 128H213V127H212ZM246 128H247V126H246ZM249 128H250V127H249ZM249 128H248V129H249ZM16 129H15V130H12V131H16ZM35 129H37V127H36ZM44 129H45V128L42 127V131H43V132H44ZM81 129H83V128L81 127ZM81 129H79V130H81ZM98 129H99V128H98ZM137 129H140V128L138 127ZM164 129H165V127H164ZM164 129H162V130H164ZM181 129H182V128H181ZM216 129H218V130H222V128L219 129V128H217V127H216ZM216 129H215V130H216ZM225 129H226V128H225ZM19 130H21V129H19ZM28 130H30V129H28ZM83 130H84V129H83ZM85 130H86V129H85ZM85 130H84V132H87V130H86V131H85ZM112 130H113V129H112ZM112 130H110V132H111ZM115 130H117V129L115 128ZM124 130H126V129H124ZM132 130H133V129L131 128V131H132ZM151 130H152V129L150 128V131H151ZM193 130H194V129H193ZM193 130H192V131H193ZM199 130H200V129H199ZM204 130H205V129H204ZM215 130H213V132H212V131H210V132H212V133L215 134ZM218 130H217V131H218ZM21 131H22V130H21ZM30 131H31V130H30ZM92 131L90 130L91 134L93 133ZM96 131H97V130H96ZM96 131H94V133H95ZM118 131H120V130H118ZM128 131H129V130H128ZM145 131L147 132L148 130L145 129ZM6 132H7V131H6ZM6 132H5V133H6ZM18 132H19V131H18ZM26 132H27V131H26ZM32 132H34V131H32ZM77 132H78V131H76V133H77ZM110 132H108V135H109ZM121 132H122V131H121ZM124 132H125V131H124ZM148 132H149V131H148ZM151 132L154 133V130H152ZM167 132H168V130H167ZM182 132H183V131H182ZM193 132H194V131H193ZM203 132H204V131H203ZM203 132H201V133H203ZM5 133H4V136H5ZM16 133H17V132H16ZM24 133H25V132H24ZM38 133H40V136H39V140H40L41 132H38ZM44 133L48 134L47 132H44ZM51 133H54V132L51 131ZM116 133H117V132H116ZM116 133H115V134H116ZM126 133H127V132H126ZM141 133H142V132H141ZM168 133H169V132H168ZM179 133H180V132H179ZM183 133L185 134V131H184ZM183 133H181V134H183ZM220 133H221V132H219V134H220ZM227 133H228V130L226 131V134H227ZM238 133H239V132H238ZM19 134H21V132H20ZM30 134H31V133H30ZM82 134H83V132H82ZM85 134L88 135V132H87V133H84V135H82V136H83V137L86 136ZM110 134H111V133H110ZM149 134H150V133H149ZM154 134H155V133H154ZM154 134L151 133V134H150L151 137H153ZM165 134H166V132H165ZM173 134H174V133H173ZM173 134H172V135H173ZM189 134L191 135V133H189ZM224 134H225V132H224ZM224 134H223V136H224ZM226 134H225V135H226ZM8 135H9V134H8ZM21 135H23V134H21ZM28 135H29V134H28ZM37 135H38V134H37ZM37 135H36V136H37ZM77 135H78V134H77ZM79 135H80V134H79ZM98 135H99V133H98ZM98 135L96 134V136H98ZM105 135H106V134H105ZM119 135H120V134H119ZM119 135H116V137L119 136ZM125 135H126V134H125ZM132 135H133V134H132ZM147 135H148V134H147ZM167 135H168V137H169V134H167ZM186 135H187V133H186ZM230 135H231V134H230ZM230 135H229V136H230ZM4 136H2V137H4ZM11 136H13V134H12ZM23 136H25V135H23ZM23 136H21V137L23 138ZM26 136H27V135H26ZM96 136H94V137H96ZM145 136H146V134H144V137H145ZM156 136H157V135H156ZM159 136H160V135H159ZM165 136H166V135H165ZM207 136H208V135H207ZM214 136H215V135H214ZM17 137H18V136H17ZM19 137H20V135H19ZM28 137H29V136H28ZM34 137H35V136H34ZM34 137H29V138H30L29 140H32V141H33V138H34ZM42 137H43V136H42ZM45 137H46V136H44V140L46 139ZM83 137H82V138L80 137V138H81V139H84ZM86 137L88 138L89 136H86ZM102 137H103V135H102ZM109 137H110V136H109ZM116 137H115V138H116ZM126 137H127V135H126ZM128 137H129V136H128ZM128 137H127V138H128ZM171 137H172V136H171ZM187 137H189V135H187ZM203 137H204V136H203ZM205 137H206V136H205ZM224 137H225V136H224ZM5 138H6V136H5ZM5 138H4V139H5ZM13 138H15V137H11V139H9V141L12 140ZM22 138H21V139H22ZM26 138H27V137H26ZM31 138H32V139H31ZM47 138H48V137H47ZM58 138H60V137H58ZM58 138L56 137V138H54V139L56 140V139H58ZM105 138H107V137H105ZM111 138H112V136H111ZM111 138H108V140H110ZM117 138H118V137H117ZM127 138H126V139H127ZM137 138H138V137H137ZM146 138H147V137H146ZM4 139H3V140H4ZM16 139L19 141V138H16ZM21 139H20V140H21ZM37 139H38V138H36L35 140H37ZM124 139H125V137H124ZM134 139H135V138H134ZM156 139H157V138H156ZM163 139H165V138H163ZM169 139L171 140V142L174 140V138H173V140H172L170 137H169ZM169 139H168V140H169ZM177 139H178V137H177ZM180 139H181V136H180ZM196 139H198V138H196ZM201 139H202V138H200V141H201ZM225 139H226V137H225ZM231 139H233V138H231ZM26 140H27V139H26ZM26 140L23 139V141H26ZM39 140H38V141H39ZM48 140H49V139H48ZM88 140H89V138H88ZM91 140H92V139H91ZM91 140H90V141H91ZM96 140H98V139H96ZM99 140H100V138H99ZM112 140H114V137H113ZM116 140H117V139H115L114 141L116 142ZM131 140H132V139H131ZM175 140H176V138H175ZM184 140L186 141V140H188V139L186 138V139H184ZM237 140H238V139H237ZM0 141H1V140H0ZM7 141H8V140H7ZM7 141L2 143L3 146H5V144L9 142V141H8V142H7ZM23 141H22V142H23ZM40 141H42V140H40ZM40 141H39V142H40ZM72 141H73V140H72ZM104 141H106V140H104ZM104 141H103V142H104ZM110 141H111V140H110ZM120 141H121V143H122V140H120ZM120 141H117V143H115L116 146H115L114 143H113L114 146H112V145H111V146H112V147H117V146H118L117 144H118V142H120ZM123 141H124V140H123ZM137 141H139V140L137 139ZM159 141H160V140H159ZM181 141L184 142L182 139H181ZM192 141H193V140H192ZM207 141H208V139H207ZM221 141H222V140H221ZM240 141H241V140H240ZM22 142L20 141V143H22ZM59 142H60V141H59ZM84 142H86L85 139H84ZM97 142H98V141H97ZM111 142H113V141H111ZM127 142H128V141H127ZM145 142H146V141H145ZM152 142H153V141H152ZM168 142H170V141H168ZM175 142H176V141H175ZM182 142H181V143H182ZM204 142H206V141H203V140H202L201 143H204ZM208 142H209V141H208ZM213 142H214V141H213ZM0 143H1V142H0ZM4 143H5V144H4ZM10 143H11V142H10ZM10 143H8V144H10ZM16 143H18V142H16ZM16 143H14V145H15ZM20 143H19V144H20ZM26 143H27V142H25V146L28 147V145H30V144L26 145ZM35 143H36V142H35ZM40 143H41V142H40ZM61 143H62V142H61ZM132 143H133V142H132ZM140 143H141V142H140ZM160 143H161V141H160ZM186 143H187V142H186ZM192 143H193V142H191V144H192ZM217 143H218V142H217ZM222 143H223V142H222ZM232 143H234V141H233ZM11 144H13V143H11ZM22 144H24V143H22ZM22 144H21V146H22ZM37 144L39 145L38 142H37ZM50 144H51V143H49V145H50ZM52 144H53V143H52ZM73 144H75V143H73ZM99 144L101 145V144H103V143L100 142ZM104 144H105L104 147H106V145H107L106 142H105ZM108 144H109V146H110V143H109V142H108ZM124 144H125V143H124ZM136 144H137V143H136ZM168 144H169V143H168ZM174 144H175V143H174ZM197 144H198V143H197ZM197 144H196V147H197ZM219 144H220V143H218L217 145H219ZM223 144H224V143H223ZM33 145H34V144H33ZM33 145H31V147H30V149H29L30 152L32 153V155H33V154H36V153H34L35 151H34V152L31 151ZM55 145H56V144H55ZM58 145H59V143H58ZM58 145H57V146H58ZM64 145H65V144H64ZM125 145H126L125 147H127V144H125ZM153 145H154V143H153ZM175 145H176V146H174V147H177V146H178L177 143H176ZM184 145H185V144H183V147H184ZM199 145H200V143H199ZM199 145H198V146H199ZM201 145H202V144H201ZM201 145H200V146H201ZM204 145H205V143H204ZM204 145H202V146H204ZM212 145H213V144H212ZM0 146L2 147V145H0ZM6 146H7V144H6ZM8 146L12 147L13 145H12V146H11V145H8ZM18 146H20V145H18ZM18 146H17L16 148H18ZM21 146H20V147H21ZM42 146H43V145H42ZM57 146H56V147H57ZM59 146H60L59 148H61V145H59ZM97 146L99 147V145H97ZM119 146L121 147L122 145H119ZM135 146H136V145H135ZM135 146H134V147H135ZM141 146H142V145H141ZM149 146H150V145H149ZM156 146H157V145H155V147H156ZM169 146H171V145H169ZM191 146L193 147V145H191ZM202 146H201V147H202ZM206 146H207V145H206ZM20 147H19V148H20ZM35 147H37V146H35ZM91 147H94V146L91 145ZM120 147H119V148H120ZM129 147H130V146H129ZM137 147H138V149H140L139 146H136L135 148H137ZM152 147H153V146H152ZM171 147H173V146H171ZM186 147H187V146H186ZM194 147H195V145H194ZM229 147H230V146H229ZM21 148L24 149V147H21ZM39 148H40V147H39ZM45 148H46V147H45ZM48 148H49V147H48ZM50 148H51V147H50ZM50 148H49V149H50ZM53 148L55 149V147H53ZM65 148H68L69 150H71L70 147H65ZM86 148H87V147H86ZM86 148L84 147V149H86ZM102 148H103V147H102ZM102 148H101V149H102ZM131 148H132V152L135 151V150H133V149H134L133 147H131ZM141 148H142V147H141ZM153 148H154V147H153ZM158 148H160V147H158ZM181 148H182V147H181ZM257 148H258V147H257ZM4 149H5V148H4ZM10 149H12V148H9L8 150L10 151ZM57 149H58V148H57ZM68 149H67V150H68ZM75 149H76V148H74V150H75ZM91 149H92V148H91ZM138 149H137V150H138ZM155 149L157 150V148H155ZM160 149H163L164 152H166L165 149H164L163 147H161ZM179 149H180V148H179ZM191 149H192V148H191ZM196 149H197V148H195V150H196ZM198 149H199V148H198ZM200 149H201V148H200ZM211 149H212V148H211ZM236 149H237V148H236ZM236 149H235V150H236ZM0 150H1V149H0ZM15 150H16V149H15ZM32 150H34V148H33ZM44 150H46V149H44ZM47 150H48V149H47ZM60 150H61V149H59V151H60ZM67 150H66V151H67ZM74 150H73V151H74ZM79 150H80V149H79ZM92 150H93V149H92ZM92 150H90V151L92 152ZM108 150H109V149H108ZM118 150H119V149H118ZM120 150H121V149H120ZM126 150H127V149H126ZM130 150H131V149H130ZM144 150H145V149H144ZM146 150H148V149H146ZM166 150H167V149H166ZM175 150L177 151V148H176ZM202 150H203V149H202ZM219 150H220V148H219ZM12 151H13V150H12ZM19 151H20V150H17L18 153H19ZM23 151L25 152V150H23ZM51 151H52V150H51ZM56 151H58V150H56ZM76 151H77V150H76ZM90 151L88 152L89 154H91ZM93 151H95V152L97 153V150L95 149V147H94V150H93ZM124 151H125V150H124ZM193 151H194V150H192L191 153L195 154ZM226 151H228V150H226ZM238 151H239V150H238ZM4 152H6V151H4ZM13 152H14V151H13ZM27 152H28V151H27ZM42 152H43V151H42ZM44 152L47 153V152H49V150H48L47 152H46V151H44ZM71 152H72V150H71ZM79 152H80V151H79ZM79 152H78V154H79ZM106 152H107V151H106ZM110 152L113 153L111 150H110ZM110 152H109V153H110ZM120 152H122V151H120ZM127 152H128V151H127ZM135 152H136V151H135ZM141 152H142V151H141ZM157 152H158V151H157ZM172 152H174V149H173ZM195 152L197 153L198 151H195ZM199 152H200V150H199ZM212 152H214V151H212ZM1 153H2V152H1ZM10 153H11V152H10ZM18 153H17V155H18ZM37 153H38V152H37ZM40 153H41V152H40ZM56 153H57V152H55V153L53 152V153H52L53 155H51V152H50V155H51V156H54V154H56ZM64 153H65V152H64ZM74 153H76V152H74ZM88 153H86L85 157L87 156ZM96 153L93 152L94 155H95ZM107 153H108V152H107ZM107 153L105 154V152H104V154H105L104 156H107ZM111 153H110V154H111ZM147 153H148V151H147ZM147 153H146V154H147ZM149 153H150V152H149ZM167 153H169V152H167ZM170 153H171V152H170ZM170 153H169V154H170ZM200 153H201V152H200ZM215 153H220V154H222L221 151H220V152H217V151H216ZM5 154H6V153H5ZM7 154H8V153H7ZM11 154H12V153H11ZM13 154H14V153H13ZM19 154H20V153H19ZM21 154H22V153H21ZM24 154H26V153H24ZM24 154H23V156H24ZM28 154H29V153H28ZM41 154H42V153H41ZM58 154H59V153H58ZM72 154H73V153H72ZM78 154H77V156H76V154H75V156L73 155L74 157H73V156H72V157L75 159V157H79ZM131 154H133V153H130V155H131ZM138 154H139V153H138ZM146 154H145V156H146ZM157 154H158V153H157ZM162 154H163V152H162V153H159V155H160L161 157H160V156H158V157H159V158H162ZM169 154L167 155L168 157L171 156L173 153L170 154V155H169ZM174 154H175V152H174ZM179 154H180V153H179ZM179 154H177V155H179ZM183 154H184V153H183ZM193 154H191V156H192ZM201 154H202V153H201ZM205 154H206V153H205ZM220 154H218V155H220ZM226 154H227V153H226ZM8 155H9V154H8ZM56 155H57V154H56ZM56 155H55V157H56ZM59 155H61V156L63 155V156H64L63 153H61V154H59ZM65 155H66V156H65L64 159L67 158V153H66ZM108 155H109V154H108ZM149 155H150V154H149ZM180 155H181V154H180ZM215 155H216V154H215ZM3 156H4V154H3ZM3 156H1V157L4 158ZM6 156H7V155H6ZM14 156H15V154H14ZM18 156H19V155H18ZM27 156H28V155H27ZM34 156H35V155H34ZM48 156H49V155H48ZM48 156H47V158H50V157H48ZM63 156L61 157L62 159H63ZM68 156H69L68 160H69V161H70V159L72 160V158L70 157V155H68ZM92 156H93V155H92ZM95 156H96V155H95ZM101 156H103V155H101ZM104 156H103V159H102V160H106V159H104V158H105ZM114 156H115V155H114ZM139 156H140V154H139ZM145 156H144V158H145ZM156 156H157V155H156ZM156 156H153L154 161H155V159H156V161H155L156 163H155L154 161H153V162H154L155 164H159L160 160H159V162H157V161H158V160H157L158 158H155ZM205 156H206V155H205ZM220 156H221V155H220ZM16 157H17V156H16ZM21 157H22V156L20 155V158H21ZM29 157H30V156H29ZM32 157H33V156H31V158H32ZM41 157H42V155H41ZM59 157H60V156H59ZM59 157H58V155H57L56 161H57V160H61ZM85 157H84V158H85ZM109 157H110V156H109ZM112 157H113V156H112ZM134 157H135V156H134ZM172 157H175V158H176V154H175L174 156H171V159L168 158L170 162H171V160H172ZM177 157H178V156H177ZM22 158H23V157H22ZM25 158H26V157H25ZM25 158H24V159H25ZM34 158H35V159H38L39 157H38V158L34 157ZM34 158H33V160H34ZM45 158H46V157H45ZM58 158H59V159H58ZM91 158H92V157H91ZM91 158H90V159H91ZM163 158H164V155H163ZM163 158L161 159V161L163 160ZM166 158H167V157H166ZM193 158H194V157H193ZM196 158H197V157H195V160H196ZM199 158H200V157H199ZM207 158H208V157H207ZM218 158H219V157H218ZM222 158H223V157H222ZM222 158H220V159H222ZM12 159H13V158H12ZM18 159H19V158H18ZM27 159H28V158H27ZM40 159H41V158H40ZM40 159H38V160H40ZM53 159H54V157H53ZM53 159H52V160H53ZM80 159H81V158H80ZM90 159H89V160H90ZM93 159H94V158H93ZM93 159L91 160V162L93 161ZM95 159H96V158H95ZM98 159H100V158L98 157ZM111 159H112V162H111V163L115 162V161L113 160V158H111ZM111 159H110V160H111ZM116 159H117V158H116ZM116 159H115V160H116ZM120 159H121V157H120ZM127 159H128V158H127ZM129 159H130V158H129ZM149 159H150V158H149ZM178 159H179V158H178ZM185 159H186V158H185ZM190 159H191V157H190ZM223 159H224V158H223ZM10 160H11V158H10ZM10 160H9V161H10ZM21 160H22V159H21ZM31 160H32V159H30V161H31ZM41 160H43V159H41ZM77 160H78V158H77ZM86 160H87V159H86ZM117 160L119 161V159H117ZM122 160H123V157H122ZM133 160H134V159H133ZM140 160H141V159H140ZM173 160H174V159H173ZM214 160H215V159H214ZM1 161H2V160H1ZM26 161H28V160H26ZM30 161H29V163H30ZM34 161H36V160H34ZM34 161H33V164H32L33 166H34ZM49 161H50V160H49ZM62 161H63V160H62ZM66 161H67V160H66ZM81 161H82V159H81ZM145 161H146V159H145ZM150 161H151V160H150ZM163 161H164V160H163ZM163 161H162L161 163H163ZM167 161H168V160H167ZM212 161H213V160H212ZM6 162H7V159H6ZM18 162H19V161H17V163H18ZM43 162H44V160H43ZM43 162H42V163H43ZM46 162H47V161H45V163H43V164H45L44 166L47 165ZM53 162H54V161H53ZM60 162H61V161H60ZM60 162H59V163H60ZM64 162H65V161H64ZM83 162H84V160H83L81 163H83ZM89 162H90V161H89ZM93 162H96V161H93ZM97 162H100V160H98ZM108 162H109V160H108ZM122 162H123V161H122ZM153 162H152V163H153ZM164 162L166 163V159H165ZM176 162H177V160H176ZM193 162H194V161H193ZM193 162H191V163H193ZM200 162L202 163V161H200ZM4 163H5V162H4ZM9 163H10V162H9ZM9 163H8V165H9ZM11 163L13 164L12 161H11ZM11 163H10V165H12ZM17 163H16V164H17ZM25 163H27V162L23 161L22 163L19 164V165L21 166V168L23 167V166H22L23 164L26 166ZM65 163H66V162H65ZM65 163H64V165H65ZM71 163H72V162H71ZM71 163L68 164V162H67V164L65 165L64 168L67 170L66 166H67V165L69 166V165H72V164H73V163H72V164H71ZM77 163H78L77 165H79L80 162L77 161ZM85 163L88 164V161L85 162ZM103 163L105 164V161H104ZM124 163H125V162H124ZM129 163L133 164L134 162H132V161H128V164H129ZM135 163H136V162H135ZM148 163H149V162H148ZM152 163H151V164H152ZM161 163H160V164H161ZM165 163H163V164H165ZM187 163H188V162H187ZM1 164H2V163H1ZM21 164H22V165H21ZM35 164H36V163H35ZM37 164H40V163H37ZM37 164H36V165H37ZM48 164H50V162H49ZM51 164H52V163H51ZM54 164H55V163H54ZM57 164H58V163H57ZM57 164H55V166H56ZM62 164H63V163H62ZM62 164H61V165H62ZM74 164H75V163H74ZM87 164H85V166H86ZM98 164H99V163H98ZM144 164H145V162H144ZM146 164H147V161H146ZM151 164H149V165H151ZM170 164H171V163H170ZM170 164H168V165H170ZM173 164H174V163H173ZM180 164H181V163H180ZM203 164H204V163H203ZM6 165H7V164H6ZM8 165H7V166H8ZM13 165H14V167H13L12 169H15V164H13ZM41 165H42V164H41ZM64 165H63V166H64ZM80 165H81V164H80ZM80 165H79V167H81ZM82 165H83V164H82ZM117 165H118V164H117ZM117 165H116V166H117ZM119 165H122V164H119ZM129 165H130V164H129ZM168 165H167V166H168ZM181 165H183V164H181ZM188 165H190V164H188ZM0 166H1V167H0V169H1V168H3L4 164H3V166H2V165H0ZM7 166H6V167H7ZM27 166H28V165H27ZM30 166H31V165H30ZM30 166H29V168H30ZM55 166H54V167H55ZM63 166H62V167H63ZM72 166H73V165H72ZM90 166H91V165H90ZM92 166H94V165H92ZM97 166H98V165H95V167H97ZM99 166H100V164H99ZM99 166L97 167L98 170H99ZM102 166H107V165L105 164V165H102ZM102 166H100V168H101ZM109 166L112 167L111 165H109ZM136 166H137V164H136ZM178 166H179V164H178ZM184 166H186V164H185ZM218 166H219V165H218ZM4 167H5V166H4ZM39 167H40V165H39ZM54 167H53V168H54ZM60 167H61V166H60ZM74 167H75V165L72 167L73 169H72V168H71V169L74 170ZM110 167H109V168H110ZM113 167H115L114 164H113ZM117 167H118V166H117ZM120 167H121V166H120ZM120 167H118V168L120 169ZM127 167H128V166H127ZM127 167H126V168H127ZM174 167H175V166H173V168H174ZM180 167H181V166H180ZM190 167H191V166H190ZM202 167H203V166H202ZM216 167H217V166H216ZM7 168H8V167H7ZM7 168H6V169H7ZM10 168H11V166H10ZM29 168L27 167V169H29ZM48 168H49V167H48ZM48 168H47V169H48ZM50 168H51V167H50ZM58 168H59V167H58ZM64 168H61V169L63 170ZM75 168H78V167H75ZM118 168H117V169H118ZM151 168H152V167H150V171L153 170V168H152V169H151ZM164 168H165V167H164ZM177 168H178V167H177ZM188 168H189V167H188ZM6 169H4V170H6ZM8 169H9V168H8ZM40 169H42V166H41ZM40 169H39V170H40ZM43 169L46 170L45 167H43ZM71 169H70V170H71ZM81 169H83V168H81ZM84 169H85V167H84ZM88 169H91V168L88 167ZM95 169H96V168H95ZM124 169H125V168H124ZM139 169H141V167H139ZM144 169H145V168H144ZM147 169L149 170V168H147ZM165 169H166V168H165ZM167 169H168V168H167ZM189 169H190V168H189ZM203 169H204V168H203ZM10 170H11V169H10ZM19 170H21V169H19ZM35 170H36V169H35ZM59 170H60V169H58L56 172H58ZM68 170H69V168H68ZM78 170H79V169H78ZM98 170H97V172H98ZM112 170H113V168H112ZM177 170L180 171V169H177ZM177 170H176V171H177ZM185 170H186V169H185ZM191 170H192V169H191ZM199 170H200V169H199ZM209 170H210V169H209ZM15 171H16V170H15ZM50 171H51V170H50ZM52 171L55 172V170H52ZM75 171H76V170H75ZM81 171H82V170H81ZM91 171H92V174L95 172V171L93 172L92 169H91ZM91 171H89L88 173L90 174ZM102 171H104V169H102ZM117 171H118V170H117ZM119 171H120V170H119ZM119 171H118L117 173H120ZM131 171H132V170H131ZM136 171H137V169H136ZM138 171L140 172L141 170H138ZM157 171H158V170H156L155 172H157ZM160 171H161V170H159L158 172H160ZM166 171H167V170H166ZM170 171H171V170H170ZM183 171H184V170H183ZM5 172H6V171H5ZM8 172L10 173V171H8ZM11 172H12V171H11ZM13 172H14V171H13ZM22 172H24V170H23ZM22 172H21V173H22ZM42 172H43V171H42ZM54 172H52V173L54 174ZM68 172H69V171H68ZM97 172H95V176H94V174H93V177H96V173H97ZM100 172H101V171H100ZM108 172H109V171H108ZM114 172L116 173V170H114ZM114 172H113V174H115ZM121 172H122V171H121ZM132 172H133V171H132ZM142 172L144 173V171H142ZM146 172H147V171H146ZM146 172H145V173H146ZM164 172H165V171H164ZM180 172H182V170H181ZM180 172H179V175H180ZM190 172H191V171H190ZM201 172H202V171H201ZM224 172H225V171H224ZM14 173H15V172H14ZM24 173H25V172H24ZM28 173H29V172H28ZM28 173L26 174V175H27L26 178H28ZM65 173L67 174V172H65ZM69 173H71V172H69ZM78 173L80 174L79 171H78ZM84 173H86V172H84ZM88 173H87V175H89ZM98 173H99V172H98ZM98 173H97V175H100V173H99V174H98ZM102 173H103V172H101V174H102ZM110 173H111V172H109L108 174H110ZM125 173H128V171L126 170ZM140 173H141V172H140ZM145 173H144V174H145ZM186 173H187V172H186ZM5 174H6V173H5ZM18 174H19V172H18ZM48 174H50V173H49V170H48ZM56 174H57V173H56ZM56 174H54V176H56ZM58 174H59V173H58ZM58 174H57V176H58ZM73 174H76V173H73ZM73 174H72V175H73ZM82 174H83V172H82ZM82 174H81V176H83ZM92 174H91V175H92ZM167 174H168V173H167ZM184 174H185V173H184ZM193 174H194V173H193ZM3 175H4V174H3ZM24 175H25V174H24ZM38 175H39V174H38ZM42 175H43V176L45 175V171L43 172ZM61 175L63 176V173H62ZM69 175H70V174H68V176H66V178L68 177V179H69V177H70ZM103 175H104V174H103ZM117 175H120V174H117ZM121 175H122V174H121ZM124 175H125V174H124ZM124 175L121 176V178L124 177ZM141 175H142V174H140V178L142 177ZM149 175H150V174H149ZM154 175H155V174H154ZM154 175H153V177H155ZM156 175H157V174H156ZM160 175H161V174H160ZM163 175H164V174H163ZM165 175H166V174H165ZM173 175L175 176V174H173ZM173 175H172V176H173ZM177 175H178V174H177ZM177 175H176V177H179V175H178V176H177ZM188 175H190V174H188ZM0 176H1V174H0ZM5 176H7V174L4 175V177H5ZM10 176H11V175H10ZM13 176H14V175H13ZM15 176H16V175H15ZM18 176H19V175H18ZM20 176H22V174H21ZM43 176H41V177H43ZM48 176H49V175H48ZM52 176H53V175H52ZM75 176H76L75 178L77 179V183H78V181H79V178H78V177H80V176H78V174L75 175ZM77 176H78V177H77ZM84 176H85V175H84ZM128 176H130V174H129ZM134 176H136V175L134 174ZM151 176H152V175H151ZM151 176H150V177H151ZM172 176L169 175V178L172 177ZM11 177H12V176H11ZM30 177H31V176H30ZM30 177H29V179H30ZM44 177H45V178H43V181H45L44 179H46L47 176H44ZM111 177H112V176L110 175V178H111ZM132 177H133V176H132ZM132 177H131V178H132ZM136 177H137V176H136ZM153 177H152V178H153ZM165 177H167V175H166V176H162L161 179L163 178V180H164ZM17 178H18V177H17ZM20 178H23V176L20 177ZM20 178H19V179H20ZM54 178H55V177H54ZM56 178H57V177H56ZM60 178H61V180H63L62 177H60ZM60 178H58V179H60ZM72 178H73V177H72ZM75 178H74V182L76 181ZM80 178H81V180H82L84 177H80ZM97 178H98V177H97ZM99 178H100V181L102 182V181H103V179H102L103 177H99ZM107 178H108V177H107ZM158 178H159V177H158ZM158 178H157V179H158ZM179 178H180V177H179ZM188 178H189V177H188ZM5 179H6V177H5ZM5 179H4V181H5ZM13 179H15V178L13 177ZM38 179H39V178H38ZM47 179H48V178H47ZM47 179H46V180H47ZM68 179H66L67 182H69ZM84 179H86V178H84ZM101 179H102V180H101ZM104 179H105V178H104ZM122 179H123V178H122ZM125 179L127 180V176H126V178H124V181H125ZM135 179H136V178H135ZM149 179H150V178H148L147 180H149ZM157 179H155V180H157ZM177 179H178V178H177ZM15 180H16V179H15ZM56 180H57V179H56ZM66 180H64L65 182H62V183H61L60 181H58V182L61 183V185H62L63 183H65V184L67 185ZM69 180H70V179H69ZM71 180H72V179H71ZM86 180H87V179H86ZM113 180L116 181V178H115V179H112V178L110 179V181H112V183H113ZM128 180H129V179H128ZM128 180H127L125 183H127ZM138 180H139V178H138ZM141 180H142V179H141ZM150 180H151V179H150ZM172 180H173V179H172ZM189 180H190V179H189ZM222 180H223V179H222ZM24 181H25V180H24ZM29 181H31V179H30V180H27L26 182L29 183ZM38 181H39V182H37V183L40 184V179H39ZM53 181L55 182V179H54ZM83 181H84V180H83ZM88 181H89V180H88ZM97 181H98V180H97ZM100 181L98 182L99 184H97V185H99V186L101 187L102 184H101ZM132 181H133V180H132ZM152 181H153V180H151V183H152ZM159 181H160V180H159ZM169 181H170L169 183H171V180H169ZM175 181H176V179H175ZM178 181H179V180H178ZM1 182H3V179H2ZM58 182H57V183H58ZM85 182H86V181H85ZM85 182H84V183H85ZM91 182L94 183V180H93V181L91 180ZM91 182H88L89 184H87V185H89V186H85V188H84V189L87 190V192H86L87 194H88V190H90V183H91ZM105 182H106V181H105ZM105 182H104V183H105ZM107 182H109V181L107 180ZM107 182H106V183H107ZM129 182H131V181L129 180ZM133 182H139V181L136 180V181H133ZM156 182H157V181H156ZM156 182H154V183H156ZM162 182H165V181H162ZM187 182H188V181H187ZM187 182H186V183H187ZM4 183L6 184V182H4ZM8 183H9V182H8ZM43 183H45V182H43ZM71 183L73 184V181H72ZM96 183H97V182H96ZM96 183H94V184H96ZM104 183H103V185H105ZM120 183H124V182H123V181H120L118 184L120 185ZM147 183H148V182H147ZM14 184H15V183H14ZM25 184H27V183H25ZM45 184H46V183H45ZM45 184H44V185H45ZM50 184H51V183H50ZM69 184H70V183H69ZM74 184H75V183H74ZM74 184H73V186H74ZM78 184H79V183H78ZM82 184H83V183H82ZM85 184H86V183H85ZM100 184H101V185H100ZM128 184H129V183H128ZM130 184L132 185V183H130ZM134 184H135V183H133V185H134ZM139 184H140V183H139ZM139 184L137 185V188H140V187H139ZM184 184H185V183H184ZM0 185H1V184H0ZM19 185H20V184H19ZM52 185H53V184H52ZM66 185L63 184L62 187L66 186ZM83 185H84V184H83ZM115 185H116V187H117V183H115ZM115 185H114V187H115ZM148 185H149V183H148ZM151 185H152V184H151ZM163 185H165V184L163 183ZM186 185H188V184H185V186H186ZM3 186H4V185H3ZM3 186H2V188H3ZM12 186H13V185H12ZM12 186H11V187H12ZM17 186H18V184H17ZM26 186H27V188H28L29 185H26ZM26 186L23 185L24 188H25ZM46 186H47V184L45 185V187H46ZM59 186H60V185H59ZM69 186H71V184H70ZM69 186H67V187L69 188ZM80 186H82V185H80ZM108 186H109V185H107V187H108ZM111 186H113V185H111ZM111 186H109V188H110ZM127 186H129V185H127ZM135 186H136V185H135ZM140 186L143 187V186H145V185L142 184V185H140ZM146 186H147V184H146ZM149 186H150V185H149ZM167 186H168V185L166 184V187H167ZM200 186H201V185H200ZM8 187H9V186H8ZM11 187H10V188H11ZM18 187H19V186H18ZM18 187H17V189H18ZM41 187H42V186H41ZM45 187L43 186V188H45ZM62 187H59V188H62ZM75 187H76V186H75ZM86 187H87V188H86ZM92 187H94L93 184H92ZM121 187H122V185H121ZM132 187H133V186H132ZM157 187H158V186H157ZM159 187H160V186H159ZM159 187H158V188H155V189L159 190ZM161 187H162V185H161ZM168 187H169V186H168ZM189 187H191V186H189ZM217 187H218V186H217ZM2 188H1V186H0V189H2ZM13 188H14V187H13ZM19 188H20V187H19ZM24 188H23V189H24ZM39 188H40V187H39ZM55 188H56V186H55ZM79 188H80V187H79ZM88 188H89V189H88ZM96 188H97V189H96L95 192H97V191L99 190L98 192L100 193L101 188L99 189L98 186H97ZM102 188H103V190L105 189L104 187H102ZM123 188H124V186H123ZM164 188H165V187H164ZM164 188H163V189H164ZM3 189H4V188H3ZM6 189H8V188H6ZM20 189H21V191L23 190L22 187H21ZM45 189H46V191H47L48 187L45 188ZM45 189H44V191H42V192H45ZM70 189H71V188H70ZM91 189H92V188H91ZM94 189H95V188H94ZM112 189H113V188L111 187V191H112ZM121 189H122V188H121ZM148 189H149V187H147L145 191L147 192ZM153 189H154V187H153ZM169 189H170V188H169ZM190 189H191V188H190ZM199 189H200V188H199ZM4 190H5V189H4ZM8 190H9V189H8ZM10 190H11V189H10ZM26 190H27V189H26ZM26 190H25V191H26ZM38 190H39V189H38ZM59 190H60V189H59ZM81 190H82V189H81ZM92 190H93V189H92ZM106 190H107V189H106ZM115 190L117 191V188L114 189L113 191H115ZM118 190H120V188H118ZM131 190H132V192H134V188L131 189ZM137 190H138V189H137ZM150 190H151V188H150ZM150 190H148V191H150ZM166 190H167V189H166ZM1 191H2V190H1ZM19 191H20V190H19ZM27 191H28V190H27ZM31 191H33V190L31 189ZM31 191H30V192H31ZM53 191H56V190H53ZM107 191H108V190H107ZM111 191H109L110 194L107 195L108 197H109L110 195H112V197L110 196V198H113V196H117L116 194H119V193H118L119 191H118L117 193H116V191H115V192H114V195H113V191H112V192H111ZM138 191H139V190H138ZM145 191H144V192H145ZM154 191H155V190H154ZM162 191H163V190H162ZM175 191H176V190H175ZM201 191H202V190H201ZM2 192H4V191H2ZM38 192H40V191H38ZM42 192H41V193H38V194H42ZM57 192H59V191H58V188H57ZM81 192H82V191H81ZM90 192H91V191H90ZM90 192H89V194H90ZM95 192H93V193H95ZM128 192H129V191H128ZM152 192H153V191H152ZM164 192H165V191H164ZM173 192H174V191H173ZM188 192H189V191H188ZM5 193H6V192H5ZM5 193H3V194H5ZM9 193H12V192H9ZM19 193H20V192H19ZM22 193H23V191H22ZM46 193H47V192H46ZM46 193H45V194H46ZM54 193H55V192H52V193H50V194H53V195H54ZM64 193H66V190H65ZM69 193H70V192H68V195H70ZM77 193H79V192H77ZM86 193H85V194H86ZM93 193H92V194H93ZM99 193H98V194H99ZM140 193H141V192H140ZM140 193L138 192V194H140ZM153 193L155 194V192H153ZM153 193H150V194H148V195H151V194H153ZM158 193H160V192H158ZM161 193H163V192H161ZM221 193H222V192H221ZM236 193H237V192H236ZM6 194H7V193H6ZM15 194L17 195L18 193L15 192L14 195H15ZM28 194H29V193H28ZM34 194H35V193H34ZM45 194H44V195H45ZM72 194H73V193H71V195H72ZM83 194H84V193H83ZM92 194H91L90 196H93ZM95 194H96V193H95ZM106 194H107V193L105 192L104 195H106ZM124 194H126V193L124 192ZM131 194H133V193H131ZM138 194H137V195H138ZM0 195H1V192H0ZM10 195H11V194H10ZM10 195H8V196H10ZM16 195H15V197H16ZM44 195H41V196L44 198ZM55 195H56V194H55ZM57 195H58V194H57ZM60 195H61V194H60ZM66 195H67V194H65V196H66ZM73 195H74V194H73ZM104 195H103V196H104ZM133 195H136V193L134 192ZM140 195H141V194H140ZM158 195H159V194H158ZM175 195H176V194H175ZM186 195H188V194H186ZM186 195H185V196H186ZM189 195H190V194H189ZM189 195H188V196H189ZM201 195H202V194H200V196H201ZM4 196H5V195H4ZM6 196H7V195H6ZM6 196L3 197V195H2L3 198H6ZM17 196L19 197V195H17ZM27 196H28V195H27ZM33 196H35V195H33ZM36 196H37V195H36ZM49 196H50V195H49ZM58 196H59V195H58ZM61 196H62V195H61ZM63 196H64V194H63ZM82 196H83V195H82ZM90 196H89V197H90ZM103 196H101V197L103 198ZM128 196H129V194H128ZM155 196H156V195H155ZM183 196H184V195H183ZM188 196H187V198H188ZM194 196H195V195H194ZM203 196H204V195H203ZM2 197H1V198H2ZM15 197L13 196L12 198H15ZM21 197H22V196H21ZM46 197H48V195L45 196V198H46ZM50 197H51V196H50ZM70 197H71V196H70ZM84 197H86V195H84ZM84 197H83V199H84ZM101 197H100V198H101ZM119 197H120V195H119ZM119 197H118V198H119ZM138 197H139V196H138ZM151 197H152V199H153L154 195H152ZM151 197H150V198H151ZM159 197H160V196H158V198H159ZM189 197H191V196H189ZM1 198H0V200H1ZM12 198L9 197V198H8V199H10L9 201H11ZM36 198H37V197H36ZM45 198H44V199H45ZM52 198H53V196H52ZM54 198H55V197H54ZM58 198H60V197H58ZM58 198H57V200H59ZM61 198H62V197H61ZM61 198H60V199H61ZM67 198H68V197H67ZM86 198H87V197H86ZM95 198H96V199H95ZM95 198H94V199H95L96 201L93 200V199H92V200L96 202V203L93 202L94 205H97V200H98V198H97V196H96ZM102 198H101V199H102ZM104 198H105V197H104ZM106 198H107V197H106ZM106 198H105V199H106ZM123 198H125V197H123ZM132 198H133V197L130 198V201L133 200ZM156 198H157V197H155V199H156ZM191 198H193V197H191ZM191 198H190V199H191ZM217 198H218V197H217ZM221 198H222V197H221ZM8 199H7V201H8ZM19 199H20V198H19ZM19 199L17 198V201H18ZM21 199H22V198H21ZM40 199H42V198H40ZM40 199H39V200H40ZM44 199H42V200H44ZM47 199H48V198H47ZM50 199H51V198H49V200H50ZM72 199H74V198H72ZM72 199H71V200H72ZM80 199H81V198L79 197V201H80ZM83 199H82V200H83ZM101 199H100V200H101ZM105 199H104V200H105ZM114 199H115V198H114ZM114 199H112V200H114ZM120 199H121V198H120ZM134 199H135V198H134ZM143 199H145V198H143ZM143 199L141 198V200H143ZM178 199H179V198H178ZM184 199H185V198H184ZM211 199H212V198H211ZM12 200H13V199H12ZM15 200H16V199H15ZM23 200H25V199H23ZM39 200H38V201H39ZM49 200H47V202H48V203H49V202L51 203V202H52V199H51V201H49ZM53 200H54V199H53ZM55 200H56V199H55ZM57 200H56L55 206H60V204H59V205H56V204L58 203ZM100 200H99V201H100ZM138 200H139V199H138ZM174 200H175V199H174ZM194 200H195V199H194ZM198 200H200V198H199ZM218 200H219V199H218ZM7 201L4 200V201H2V202H7ZM9 201H8V202H9ZM17 201H16V202H17ZM19 201H20V200H19ZM30 201H31V200H30ZM32 201H33V200H32ZM32 201H31V203H32V205H34L35 202H32ZM35 201H36V200H35ZM61 201H62V200H61ZM61 201H60V202H61ZM66 201H67V200H66ZM79 201H78V202H79ZM105 201H106V200H105ZM105 201H104V202H105ZM114 201H115V200H114ZM147 201H148V200H147ZM150 201H151V200H150ZM169 201H170V200H169ZM191 201L193 202V199H192ZM223 201H224V199H223ZM21 202H23V201H21ZM21 202H19V203H21ZM40 202H41V201H40ZM62 202H63V201H62ZM62 202H61V203H62ZM69 202H71L70 199H69ZM84 202H85V201H84ZM87 202H88V201H87ZM101 202H102V201H100L99 203L102 204L103 202H102V203H101ZM106 202H108V201H106ZM115 202H116V201H115ZM154 202H155V201H153V202H151V203L154 204ZM194 202H195V201H194ZM194 202H193V203H194ZM200 202H201V200H200ZM200 202H198V203H200ZM214 202H215V201H214ZM9 203H10V202H9ZM14 203H15V201H14ZM19 203H15L14 205H17V204H19ZM23 203H24V202H23ZM43 203H44V202H41L40 205L43 204ZM45 203H46V202H45ZM50 203H49V204H50ZM64 203H65V202H64ZM99 203H98V204H99ZM109 203H111V200H110ZM109 203H108L107 205H104V204H105V203H104V204H102L101 206H102V207H103V206H107V207L109 206V208H110L111 206L109 205ZM119 203H120V202H119ZM119 203L116 202V204H119ZM175 203H177V202H175ZM193 203H192V204H193ZM198 203H197V204H198ZM212 203H213V201H212ZM221 203H222V202H221ZM3 204H4V203H3ZM3 204H2V205H3ZM21 204H22V203H21ZM21 204H20V205H21ZM35 204H36V203H35ZM80 204H81V202L79 203V205H80ZM85 204H87V203L85 202ZM121 204H124V202H122ZM121 204H120V205H121ZM148 204H150V203L148 202ZM152 204H150L151 207L153 206ZM170 204H171V203H170ZM180 204H181V201H180ZM209 204H210V203H209ZM222 204H223V203H222ZM2 205H1V206H2ZM5 205H6V204H5ZM9 205H10V204H9ZM23 205H24V206H23ZM23 205H22V206L25 207V203H24ZM40 205H39L38 207H40ZM53 205H54V204H53ZM75 205H76V204H75ZM88 205H89V203H88ZM90 205H91V204H90ZM143 205H144V204H143ZM143 205L141 204V207H142ZM165 205H167V204H165ZM194 205H196V204H193V206H192L191 208H194ZM207 205H208V204H207ZM10 206H11V205H10ZM22 206H21L20 208H22ZM46 206H47V205H46ZM55 206H52V205H51V207H55ZM92 206H93V205H91L90 209H91V208H94V207H92ZM121 206H122V205H121ZM121 206L119 207V209H121ZM139 206H140V205H139ZM144 206H145V205H144ZM178 206H179V205H178ZM200 206H201V204H200ZM11 207H13V206H11ZM16 207H18V206H14L13 208H16ZM32 207H33V206H32ZM62 207H63V206H62ZM75 207H76V206H75ZM77 207H78V206H77ZM81 207H82V206H81ZM85 207H86V206H85ZM87 207H88V206H87ZM107 207H106V208H107ZM132 207H133V206H131V207L129 206V208H132ZM145 207H146V206H145ZM164 207H165V206H164ZM167 207H169V206H167ZM167 207H166V208H167ZM18 208H19V207H18ZM25 208H26V207H25ZM42 208L44 209V207L41 206V209H42ZM46 208H48V207H46ZM98 208H99V207H98ZM124 208H125V206H124ZM137 208H139V207H137ZM148 208H149V207H148ZM157 208H158V207H157ZM169 208H170V207H169ZM169 208H167V210H168ZM186 208H187V207H186ZM198 208H199V207H198ZM216 208H217V207H216ZM0 209H1V207H0ZM9 209H11V211H12V208H9ZM30 209H31V208H30ZM36 209H37V207H36ZM48 209H49V208H48ZM51 209H52V208H51ZM51 209H50V210H51ZM55 209H56V208H55ZM61 209H62V208H61ZM71 209H72V208H71ZM74 209H75V208H74ZM95 209H96V211H97V208H95ZM95 209H93L94 212H95ZM102 209H104V208H101V210H102ZM115 209H116V208L114 207V210H115ZM125 209H127V206H126ZM188 209H190V208H188ZM194 209H195V208H194ZM207 209H208V208H207ZM207 209H206V211H207ZM212 209H213V208H212ZM32 210H34V209L32 208ZM37 210H38V209H37ZM39 210H40V209H39ZM52 210H53V209H52ZM57 210H58V209H57ZM78 210H79V209H77V212H79ZM82 210H83V209H82ZM85 210H86V209H85ZM87 210L89 211V208H87ZM114 210H112V211H114ZM138 210H139V209H138ZM138 210H135V211H138ZM142 210H143V209H142ZM147 210H148V209H147ZM147 210H146V211H147ZM149 210H150V208H149ZM167 210H166V212H167ZM196 210H197V206H196ZM214 210H216V209H214ZM225 210H227V209H225ZM54 211H55V210H54ZM54 211H53V213H54ZM64 211H65V209H64ZM64 211H63V212H64ZM83 211H84V210H83ZM119 211H121V210H119ZM143 211H145V209H144ZM155 211H156V210H155ZM182 211H183V210H182ZM182 211H180V213H181ZM1 212H2V211H0V213H1ZM5 212H6V211H5ZM5 212H4L3 214L6 215ZM8 212H9V211H8ZM18 212H19V211H18ZM24 212H25V211H24ZM35 212H39V211H35ZM48 212H49V211H48ZM48 212H47V213H48ZM51 212H52V211H51ZM63 212H58V213H63ZM65 212H66V211H65ZM67 212H68V214H69V211H67ZM102 212H103V211H102ZM107 212H108V215H109V213L111 212V210H110V212H109V210L105 211V209H104V213H107ZM121 212H122V211H121ZM133 212H134V211H133ZM133 212L130 213L131 216H132V213H133ZM138 212H139V211H138ZM138 212H137V213H138ZM147 212H149V211H147ZM192 212H193V210H192ZM194 212H195V211H194ZM12 213H13V212H12ZM14 213H15V210H14ZM29 213H31V211H30ZM29 213H28V211H27L26 215L24 214L25 216H23V215H22V216L25 217V218H27L26 216H27ZM43 213H44V212H43ZM55 213H56V212H55ZM79 213L81 214V212H79ZM112 213H114V212H112ZM117 213H118V211H117ZM117 213H116V214H117ZM125 213H127V212H125ZM140 213H141V212H140ZM152 213H154V212H152ZM159 213H160V212H159ZM188 213H189V212H188ZM201 213H202V212H201ZM219 213H220V212H219ZM219 213H218V214H219ZM228 213H230V212H228ZM3 214H2V215H3ZM7 214H8V213H7ZM9 214L11 215V212H10ZM31 214L33 215L34 213H31ZM36 214H37V213H36ZM51 214H52V213H51ZM51 214L49 213L48 216H50ZM71 214L73 215V213H71ZM88 214H89V213H88ZM88 214H86V215H88ZM96 214H97V213H96ZM100 214H101V213H100ZM119 214H122V213L119 212L118 215H119ZM135 214H136V213H135ZM135 214H134V215H135ZM142 214H143V213H142ZM142 214H140V215L142 216ZM184 214H185V213H184ZM218 214H216V215H218ZM17 215H19V217H22V216H20V214H17ZM32 215H31V216H32ZM39 215H40V214H39ZM42 215H45V216H46L47 214H42ZM42 215H41V216H42ZM57 215H58V214H57ZM62 215H64V214H62ZM62 215H61L60 217H63ZM65 215H66V213H65ZM65 215H64V216H65ZM97 215H98V214H97ZM97 215H96V216H97ZM103 215H104V214H103ZM106 215H107V214H106ZM148 215H151V212H150V214H148ZM160 215H161V213H160ZM187 215H188V214L186 213L184 216H187ZM196 215H197V214H196ZM248 215H249V214H248ZM8 216H9V215H8ZM33 216H34V218H35V214H34ZM33 216H32V217H33ZM53 216H54V214H53L52 216H50V217H53ZM82 216H83V215H81V216H77V219H78V217H80V219H81ZM122 216H123V214H122ZM122 216H121V217H122ZM129 216H130V215H129ZM141 216H137V217L140 218ZM144 216H145V214H144ZM156 216H157V215H156ZM164 216H165V215H164ZM190 216H192V215H189V217H190ZM219 216L222 217L221 214H219ZM219 216H217V217H219ZM230 216H231V215H230ZM230 216H229V217H230ZM251 216H252V215H251ZM0 217H1V216H0ZM3 217H4V216H3ZM12 217H13V215H12ZM17 217H18V216H17ZM32 217H30V218H32ZM37 217H39V216L37 215ZM60 217H59V218H60ZM87 217H88V216H87ZM101 217H103V216H101ZM101 217H100V218H101ZM107 217H110V216H107ZM116 217H117V216H116ZM116 217H114V218H116ZM137 217H136V218H137ZM142 217H143V216H142ZM192 217H193V216H192ZM233 217H234V216H232L231 218H233ZM235 217H236V216H235ZM7 218H8V217H7ZM9 218H11V216H10ZM9 218H8V219H9ZM28 218H29V217H28ZM42 218H44V216H42ZM59 218H56V219H59ZM63 218H64V217H63ZM63 218H62V220H63ZM66 218H68V217H66ZM66 218H64V221H65ZM69 218H70V216H69ZM69 218H68V219H69ZM92 218H93V217H92ZM114 218H113V219H114ZM130 218H131V217H130ZM143 218H144V217H143ZM226 218H227V217H226ZM248 218H249V217H248ZM4 219H6V218H4ZM8 219H7V220H8ZM32 219H33V218H32ZM32 219H31V220H32ZM51 219H52V218H51ZM51 219H50V220H51ZM54 219H55V218H54ZM77 219L75 218L76 221H78ZM95 219H96V218H95ZM110 219H111V218H110ZM113 219H112V221L107 219V221H109V222L106 221V223H110V222H111V226L113 227V225H112V224H113ZM116 219H117V218H116ZM116 219H115V220H116ZM124 219H125V218H124ZM124 219H123V221H124ZM127 219H129V218H127ZM141 219H142V218H141ZM145 219H146V216H145ZM150 219H153L152 216L150 217ZM181 219H182V218H181ZM183 219H184V217H183ZM193 219H194V217H193ZM219 219H220V218H219ZM228 219H229V218H228ZM17 220L19 221V220H21V218H19V219L17 218ZM37 220H38V219H37ZM48 220H49V219H48ZM48 220H47V221H48ZM59 220H60V219H59ZM83 220H85L84 217H83V219H82L81 221H83ZM97 220H98V219H97ZM97 220H96V222H98ZM100 220H102V219H100ZM125 220H126V219H125ZM135 220H137V219H135ZM147 220H148V219H147ZM157 220H158V219H157ZM194 220H195V219H194ZM224 220H225V218H224ZM226 220H227V219H226ZM235 220H236V219H235ZM0 221H1V219H0ZM10 221H13V220L10 219ZM14 221H15V220H14ZM14 221H13V223H14ZM18 221H17V222H18ZM27 221H29V220H27ZM27 221H23V222H27ZM41 221H43V220H41ZM44 221H45V220H44ZM51 221H52V220H51ZM56 221H57V223L59 222L58 220H56ZM67 221H68V220H66V222H67ZM69 221H70V220H69ZM72 221H73V220H72ZM87 221H88V220H87ZM103 221H104V219H103ZM128 221H129V220H127L126 222H128ZM140 221H141V220H140ZM154 221H155V220H154ZM160 221H161V220H160ZM178 221H179V220H178ZM195 221H196V220H195ZM195 221H194V222H195ZM217 221H218V220H217ZM217 221H216V222H217ZM236 221H237V220H236ZM243 221H244V220H243ZM248 221H249V219H248ZM250 221H252V220H250ZM250 221H249V222H250ZM254 221H255V220H254ZM257 221H258V220H257ZM4 222H5V221H3V223H4ZM6 222L8 223V221H6ZM6 222H5V223H6ZM17 222H16V223H17ZM19 222H20V221H19ZM31 222L33 223V221H31ZM34 222H35V221H34ZM39 222H40V221H39ZM39 222H36V223H39ZM62 222H63V221H62ZM74 222H75V221H74ZM84 222H85V221H84ZM88 222H91V221L89 220ZM93 222H94V219L92 220V223H93ZM116 222H117V221H116ZM119 222H120V221H119ZM146 222H147V221H146ZM161 222H162V221H161ZM191 222H192V220H191ZM206 222H207V221H206ZM216 222H214V223H216ZM221 222H222V220H221ZM263 222H264V220H263ZM0 223H1V222H0ZM5 223H4V224H5ZM13 223H12V224H13ZM28 223H29V222H28ZM36 223H35L34 225H36ZM52 223H53V222H52ZM71 223H72V222H71ZM75 223H76V222H75ZM81 223H82V222L78 223V225H79V224L81 225ZM99 223H101V222H99ZM99 223H98V224H99ZM106 223L104 222V224H105V225H103L104 227H105L106 225H108V226L110 225V224H106ZM120 223H122V222H120ZM120 223H119V224H120ZM132 223H136V221H134V222H132ZM132 223H130V224L132 225ZM154 223H156V222H154ZM154 223H153V224H154ZM158 223H160V222H158ZM173 223H174V222H173ZM192 223H193V222H192ZM208 223H209V222H208ZM218 223H219V222H218ZM224 223H225V221H224ZM229 223H230V221H229ZM229 223H227L226 225H229ZM242 223H243V222H242ZM251 223H252V222H251ZM1 224H2V223H1ZM8 224H10V222H9ZM14 224H15V223H14ZM14 224H13V227H14V226H17V225H14ZM22 224H23V223H21V225L18 224L19 227L23 226ZM24 224H26V223H24ZM46 224H47V223H46ZM46 224H45V225H46ZM48 224H49V223H48ZM64 224L66 225L65 222H64ZM98 224H93V227H94L95 225H98ZM114 224H115V223H114ZM117 224H118V223H117ZM119 224H118V225H119ZM141 224H142V223H141ZM176 224H177V223H176ZM222 224H223V223H221V226H222ZM246 224H247V222H246L245 224H243L244 227H245ZM253 224H257V223H253ZM260 224H261V223H260ZM263 224H264V223H263ZM2 225H3V224H2ZM10 225H11V224H10ZM31 225H32V224H31ZM40 225H41V224H40ZM55 225H56V222H55ZM55 225H53V226H55ZM75 225H76V224H75ZM78 225H77V226H78ZM89 225H91V224H89ZM124 225H125V224H124ZM137 225L139 226V225H140V222H139V224H137ZM158 225H159V224H158ZM160 225H161V226H160ZM160 225H159V226L162 228V225H163V224H160ZM171 225H172V223H171ZM210 225H211V224H210ZM215 225H217V224H215ZM219 225H220V224H218L217 226H219ZM249 225H250V224H249ZM5 226H6V225H5ZM7 226H9V225H7ZM37 226H38V225H37ZM42 226H43V225H42ZM63 226H64V225H60L59 227L61 228V227H63ZM100 226H102V225L100 224ZM129 226H130V225H129ZM154 226H155V224H154ZM190 226H191V225H190ZM200 226H201V225H200ZM207 226H208V225H207ZM229 226H230V225H229ZM232 226H233V225H232ZM246 226H247V225H246ZM256 226H257V225H256ZM256 226H255V227H256ZM261 226H262V225H261ZM3 227H4V226H3ZM19 227H17V228H19ZM23 227H24V228H23ZM23 227H22V229H25V228L28 227V225L23 226ZM29 227H30V226H29ZM32 227H33V226H32ZM38 227H39V226H38ZM65 227H66V226H65ZM73 227H74V226H73ZM93 227H91V228H93ZM95 227H96V226H95ZM95 227H94V228H95ZM116 227H118V226H116ZM131 227H133V226H131ZM176 227H177V226H176ZM201 227H205V226H201ZM208 227H209V226H208ZM223 227H225V225H223ZM247 227H248V226H247ZM251 227H252V226H251ZM33 228H34V227H33ZM35 228H37V227L35 226ZM35 228H34V229H35ZM52 228H54V227H52ZM52 228H51V229H52ZM60 228H58V229H60ZM71 228H72V226H71ZM77 228H78V227H77ZM77 228H76V229H77ZM86 228H87V227H86ZM86 228H83V229H86ZM91 228H90V229H91ZM102 228H103V227H102ZM110 228H111V227H110ZM114 228H115V227H114ZM114 228H113V231H114V230H115V231H118V229L116 230V229H114ZM120 228H122V227L120 226ZM123 228H125V226H124ZM136 228H137V227H136ZM157 228H158V226H157ZM157 228H156V229H157ZM161 228H160V229H161ZM189 228L191 229V227H189ZM189 228H188V229H189ZM196 228H197V227H196ZM212 228H213V227H212ZM221 228H222V227H221ZM221 228H220V229H221ZM228 228H229V227H228ZM235 228H238V227H235ZM235 228H234V229H235ZM242 228H243V227H242ZM249 228H250V227H249ZM258 228H259V230H260V228H262V227H259V226H258V227H257V230H258ZM5 229H6V228H5ZM5 229H4V230H5ZM8 229H9V228H8ZM13 229H14V228H13ZM34 229H33V230H34ZM40 229H42V228H40ZM44 229H45V228H44ZM51 229H50V231H51ZM63 229H64V228H63ZM68 229H70V226H69ZM99 229H100V228H99ZM108 229H109V228H108ZM147 229H148V228H147ZM158 229H159V228H158ZM160 229H159V230H160ZM185 229H187V228H185ZM185 229H183V230H185ZM190 229H189V230H190ZM223 229H224V228H223ZM239 229H240V226H239ZM252 229H253V228H252ZM254 229H256V228H254ZM263 229H264V228H263ZM18 230H19V229H18ZM28 230H29V229H28ZM30 230H32V229H30ZM56 230H57V229H56ZM64 230H65V229H64ZM73 230H75V229H73ZM86 230H89V228L86 229ZM119 230H120V229H119ZM130 230H131V229H130ZM130 230H129V231H130ZM139 230H140V229H139ZM152 230H153V226H152ZM154 230H155V228H154ZM181 230H182V229H181ZM201 230H202V229H201ZM226 230H227V229H226ZM236 230H237V229H236ZM248 230H249V229H248ZM6 231H7V230H6ZM9 231H10V229H9ZM37 231H38V230H37ZM66 231H67V229H66ZM68 231H69V230H68ZM71 231H72V230H71ZM106 231H107V234H108V230H107V229H106ZM137 231H138V230H137ZM179 231H180V230H179ZM197 231H199V230H197ZM214 231H215V230H214ZM238 231H239V230H237V232H238ZM240 231H241V230H240ZM260 231H261V230H260ZM2 232H3V231H2ZM11 232H12V231H11ZM16 232H17V230H16ZM19 232H20V231H19ZM21 232L24 233L23 231H21ZM25 232H26V231H25ZM42 232H43V230H42ZM62 232H63V231H62ZM76 232H77V231H76ZM81 232H82V231H81ZM83 232H84V231H83ZM83 232H82V233H83ZM90 232H91V231H90ZM109 232H110V231H109ZM123 232H124V231H123ZM139 232H140V231H139ZM145 232H146V231H145ZM145 232H144V233H145ZM151 232H152V231H151ZM154 232H155V231H154ZM167 232H168V231L166 230V234H167ZM180 232H181V231H180ZM187 232H188V231H187ZM227 232H228V231H227ZM237 232H236L235 234H237ZM246 232H247V231H246ZM250 232H251V231H250ZM263 232H264V230H263ZM22 233H20V234L22 235ZM37 233H38V232H37ZM52 233H53V232H52ZM58 233H59V235H60V231H59ZM58 233H57V234H58ZM63 233H64V232H63ZM70 233H71V232H70ZM70 233H68V234H70ZM84 233H85V232H84ZM137 233H138V232H136V234H137ZM175 233H176V231H175L174 234H173L174 236H176ZM217 233H218V232H217V228H216V234H217ZM219 233H220V232H219ZM242 233H244V232H242ZM3 234H4V233H3ZM46 234H47V235L50 234L49 231H48V233L46 232ZM46 234H45V235H46ZM73 234H74V232H73ZM77 234H78V233H77ZM77 234H74V235H77ZM85 234H87V233H85ZM105 234H106V233H105ZM105 234H104V235H105ZM111 234H113V233H111ZM115 234H116V233H115ZM115 234H114V235H115ZM119 234H120V233H118L117 235H119ZM123 234H124V233H123ZM150 234H151V233H150ZM162 234H163V233H162ZM162 234H160V235H162ZM177 234H178V233H177ZM181 234H182V232L180 233V235H181ZM194 234H196V233H194ZM194 234H193V236H191V237L189 236V238L194 237ZM212 234H213V233H212ZM214 234H215V233H214ZM222 234H225V233H222ZM246 234L248 235V233H246ZM39 235H40V234H39ZM45 235H44V236H45ZM101 235H102V234H101ZM129 235H130V234H129ZM129 235H128V236H129ZM139 235H142V234H139ZM180 235H179V236H180ZM182 235H184V234H182ZM188 235H190V231H189L188 234L185 235V238H186V237L188 238ZM219 235H220V234H218V236H219ZM237 235H238V234H237ZM247 235H246V236H247ZM23 236H24V235H23ZM36 236H37V235H36ZM44 236H43V237H44ZM53 236L55 237V235H53ZM69 236L72 237V234L69 235ZM120 236H121V234H120ZM134 236H135V235H134ZM134 236H132V237H134ZM155 236H156V235H155ZM179 236H178V237H179ZM195 236H196V235H195ZM215 236H217V235H215ZM224 236H225V235H222V238H224ZM239 236H240V235H239ZM263 236H264V235H263ZM17 237H18V236H17ZM24 237H25V236H24ZM43 237H42V238H43ZM47 237H48V236L45 237L46 240H48ZM56 237H57V236H56ZM77 237H78V235H77ZM90 237H91V235H90ZM98 237H99V236H98ZM110 237H111V235H110ZM114 237H115V236H114ZM114 237H113V238H114ZM118 237H119V236H118ZM122 237H124V235H123ZM147 237H148V236H147ZM157 237H158V236H157ZM162 237H163V236H162ZM204 237H205V236H204ZM227 237H229V235H227ZM227 237H225V238H227ZM236 237H237V236H236ZM243 237H245V235H244ZM247 237H248V236H247ZM254 237H255V236H254ZM254 237H251V238H254ZM6 238H7V237L5 236V237H4V241H5ZM27 238H28V237H27ZM33 238H34V236H33ZM50 238H51V236H50ZM73 238H76V237H73ZM79 238H80V237H79ZM88 238H89V237H87V239H88ZM105 238H106V237H105ZM126 238H127V237H126ZM139 238H140V237H139ZM144 238H146V237H144ZM144 238H143V239H144ZM155 238H156V237H155ZM159 238H160V237H159ZM166 238H167V237H166ZM166 238H165V239H166ZM170 238H171V237H170ZM187 238H186V239H187ZM189 238H188L187 240H189ZM217 238H218V237H217ZM217 238H216V239H217ZM249 238H250V236H249L247 239H249ZM251 238H250V239H251ZM1 239H2V238H1ZM10 239H12V238H10ZM25 239H26V238H25ZM29 239H30V238H29ZM57 239H58V237H57ZM106 239H109V238H106ZM111 239H112V237H111ZM179 239H180V238H179ZM179 239H178V240H179ZM212 239H214V236H213ZM219 239H220V238H219ZM219 239H218V240H219ZM237 239H238V238H237ZM245 239H246V238H245ZM263 239H264V238H262V240H263ZM7 240H8V239H7ZM15 240H16V239H15ZM22 240H23V239H22ZM32 240H33V239H32ZM67 240H68V239H67ZM102 240L104 241V239H102ZM122 240H123V239H122ZM125 240H126V239H125ZM137 240H138V237H137ZM140 240H141V239H140ZM178 240H176V242H177ZM180 240H183V239H180ZM180 240H179V241H180ZM184 240H185V239H184ZM203 240H204V239H203ZM203 240H202V242H203ZM223 240H224V239H223ZM17 241H18V240H17ZM42 241H43V240H42ZM42 241H41V242H42ZM50 241H51V240H50ZM82 241H83V240H82ZM109 241H112V240H109ZM109 241H108V242H109ZM113 241H114V240H113ZM135 241H136V240H135ZM153 241H154V239H153ZM157 241H158V240H157ZM167 241L169 242V240H167ZM185 241H186V240H185ZM185 241H184V242H185ZM237 241H239V239H238ZM246 241H247V243H249V242H248L249 240H246ZM252 241H253V240H252ZM260 241H261V240H260ZM35 242H37V240H36ZM46 242H47V241H46ZM58 242H59V241H58ZM71 242H72V241H71ZM71 242H70V244H71ZM76 242H77V241H76ZM80 242H81V240H80ZM80 242H79V243H80ZM88 242H90V240H88ZM133 242H134V241H133ZM136 242H137V241H136ZM136 242H135V244H136ZM138 242H140V241L138 240ZM148 242H150V241H148ZM164 242H165V241H164ZM171 242H172V241H171ZM176 242H175V243H176ZM184 242H183V243H184ZM191 242H192V241H191ZM193 242H194V241H193ZM216 242H217V241H216ZM256 242H257V241H256ZM262 242H263V241H262ZM3 243H4V242H3ZM3 243H2V244H3ZM7 243H8V241H7ZM14 243H15V241H14ZM16 243H17V242H16ZM47 243H49V242H47ZM50 243H52V242H50ZM50 243H49V244H50ZM55 243H56V241H55ZM111 243H112V242H111ZM113 243H114V242H113ZM117 243H118V242H117ZM146 243H147V242H146ZM159 243L161 244L162 241L159 242ZM165 243H166V242H165ZM169 243H170V242H169ZM219 243H221V242H219ZM234 243H235V242H234ZM247 243H246V244H247ZM253 243H255V242L253 241ZM263 243H264V242H263ZM2 244H1V245H2ZM44 244H45V243H44ZM57 244H58V243H57ZM72 244H73V243H72ZM87 244H89V243H86V245H87ZM91 244H92V243H91ZM172 244H173V242H172ZM176 244H177V243H176ZM215 244H216V243H215ZM229 244H230V243H229V241H228V246H229ZM257 244H258V242H257ZM17 245H18V244H16V246H17ZM38 245H39V244H38ZM42 245H43V244H42ZM51 245H52V244H51ZM53 245H55V244H53ZM60 245H61V244H60ZM86 245H85V246H86ZM155 245L157 246V243H156ZM161 245L163 246V243H162ZM233 245H234V244H233ZM9 246H10V245H9ZM21 246H22V245H21ZM24 246H25V245H24ZM34 246H35V245H34ZM47 246H48V244H47ZM49 246H50V245H49ZM76 246H78V245H76ZM108 246H109V245H108ZM142 246H143V245H142ZM164 246H165V245H164ZM172 246H173V245H172ZM174 246H175V245H174ZM174 246H173V247H174ZM178 246H179V243H178ZM181 246H182V244H181ZM202 246H203V245H202ZM215 246L218 247V245H215ZM246 246H247V245H245L244 247H245V249L247 250L248 248H247ZM248 246H250V244H249ZM251 246H252V245H251ZM251 246H250V248H252ZM254 246H255V244H254ZM260 246H261V245H260ZM41 247H42V246H41ZM58 247H59V246H58ZM129 247L132 248L133 246H132V245H129ZM137 247H139V246H137ZM137 247H136V250L138 249ZM140 247H141V246H140ZM140 247H139V248H140ZM149 247H150V246H149ZM263 247H264V246H263ZM263 247H262V248H263ZM9 248H11V247H9ZM15 248H16V247H15ZM24 248H25V247H24ZM38 248H39V247H38ZM158 248H159V246H158ZM213 248H214V247H213ZM218 248H221V247L219 246ZM227 248H228V250H230V249H229L230 247H227ZM262 248H259V249H262ZM22 249H23V248H22ZM44 249H45V248H44ZM49 249H51V248H49ZM49 249H48V250H49ZM56 249L59 250V248H56ZM56 249H55V250H56ZM97 249H98V248H97ZM101 249H102V248H101ZM146 249H147V247H146ZM152 249H153V248H152ZM165 249H166V248H165ZM180 249H181V248H180ZM185 249H186V248H185ZM190 249H191V247H190ZM190 249H187V250H189V252H190ZM196 249H197V248H196ZM196 249H195V250H196ZM208 249H209V248H208ZM214 249H215V248H214ZM214 249H212V250H210V251H214ZM223 249H224V248H223ZM240 249H241V248H240ZM1 250H2V249H1ZM13 250H14V249H13ZM25 250H26V249H25ZM73 250H74V249H73ZM80 250H81V249H80ZM98 250H99V249H98ZM104 250H105V249H104ZM129 250H130V249H129ZM129 250H128V251H129ZM132 250H135V249L132 248ZM136 250H135V251H136ZM157 250H158V249H157ZM160 250H161V249H160ZM167 250H168V249H167ZM195 250H194V251H195ZM201 250H203V249H201ZM204 250H205V249H204ZM204 250H203V251H204ZM224 250H225V249H224ZM231 250H232V249H231ZM253 250H254V249H253ZM257 250H258V249H257ZM49 251H50V250H49ZM100 251H101V250H100ZM105 251H106V250H105ZM124 251H125V250H124ZM128 251H126V252H128ZM130 251H131V250H130ZM130 251H129V252H130ZM141 251H142V250H141ZM143 251H144V249H143ZM150 251H152V250H150ZM161 251H162V250H161ZM173 251H174V250H173ZM176 251H178V250H176ZM176 251H174V252H176ZM225 251H226V250H225ZM232 251H234V250H232ZM244 251H245V250H244ZM247 251H249V249H248ZM247 251H246V252H247ZM250 251H251V250H250ZM259 251H260V250H259ZM16 252H17V250H16ZM27 252H28V251H27ZM38 252H39V251H38ZM41 252H42V251H41ZM45 252H46V250L44 251V253H45ZM183 252H184V251H183ZM207 252H208V250H207ZM214 252H215V251H214ZM236 252H237V251H236ZM0 253L2 254L1 251H0ZM3 253H4V252H3ZM8 253H9V252H8ZM25 253H26V251H25ZM25 253H23V254L25 255ZM30 253H32V251H31ZM58 253H59V252H58ZM60 253H62V252H60ZM74 253H75V252H74ZM81 253H82V252H81ZM102 253H103V252H102ZM123 253H125V252H123ZM123 253H122V254H123ZM138 253H139V252H138ZM142 253H143V252H141V254H142ZM146 253H147V252H146ZM172 253H173V252H172ZM176 253H177V252H176ZM179 253H180V252H179ZM228 253H229V252H228ZM230 253L232 254V252H230ZM234 253H235V252H234ZM234 253H233V254H234ZM249 253H250V252H249ZM6 254H7V253H6ZM35 254H36V253H35ZM37 254H38V253H37ZM76 254H77V253H76ZM89 254H90V253H89ZM126 254H127V253H126ZM170 254H171V253H169L168 255H170ZM202 254H204V253H202ZM213 254H214V253H213ZM221 254H222V253H221ZM28 255H29V253H28ZM43 255H44L43 258H46L45 255H47V254L45 253V254H43ZM50 255H51V254H50ZM50 255H48V256H50ZM57 255H58V254H57ZM62 255H63V254H62ZM72 255H73V253H72ZM124 255H125V254H124ZM146 255H147V254H146ZM151 255H153V254H151ZM162 255H164V254H162ZM172 255H173V254H172ZM184 255H185V254H184ZM190 255H191V253H190ZM190 255H189V256H190ZM209 255H210V254H209ZM22 256H23V255H22ZM58 256H59V255H58ZM100 256H101V255H100ZM116 256H117V254H116L113 258H116ZM118 256H119V252H118ZM127 256H128V255H127ZM142 256H143V255H142ZM207 256H208V254H206V257H207ZM210 256H211V255H210ZM229 256H230V254H229ZM253 256H254V255H253ZM13 257H14V256H13ZM13 257H12V260H15V258L13 259ZM65 257H66V256H65ZM72 257H73V256H72ZM74 257H75V256H74ZM74 257H73L72 259H74ZM85 257L90 258V256H85ZM121 257H122V256H120L119 258H121ZM133 257H134V256H133ZM149 257H150V256H149ZM163 257H164V256H163ZM175 257H176V256H175ZM202 257H203V256H202ZM258 257H259V256H258ZM9 258H10V257H9ZM18 258H21V257L18 255ZM18 258H17V259H18ZM32 258H33V257H32ZM34 258H35V257H34ZM49 258H50V257H49ZM51 258H52V257H51ZM55 258H56V257H55ZM68 258H69V256H68ZM77 258H79V257H77ZM95 258H96V257H95ZM124 258H125V257H124ZM154 258H155V257H154ZM170 258L172 259V257H170ZM195 258H196V257H195ZM221 258H222V257H221ZM59 259H61V258H59ZM75 259H76V258H75ZM81 259H82V258H81ZM84 259H85V258H84ZM117 259H118V258H117ZM117 259H113V260L115 261V260H117ZM126 259H127V258H126ZM134 259H136V258H134ZM179 259H180V258H179ZM201 259H202V258H201ZM209 259H210V258H209ZM7 260H8V259H7ZM21 260H22V259H21ZM23 260H26V259L24 258ZM23 260H22V262L20 261V264H22V263L24 262ZM43 260H44V259H43ZM97 260H98V259H97ZM110 260H112V259H110ZM124 260H125V259H124ZM158 260H159V259H158ZM176 260H177V259H176ZM180 260H181V259H180ZM204 260H205V259H203V261H204ZM222 260H223V259H222ZM241 260H242V259H241ZM251 260H252V259H251ZM49 261H50V259H49ZM49 261H47V262L45 261L46 264H48ZM56 261H57V260H56ZM82 261L84 262V260H82ZM82 261H81V262H82ZM89 261H90V260H89ZM95 261H96V260H95ZM171 261H172V260H171ZM174 261H175V260H174ZM194 261H195V260H194ZM9 262H10V261H9ZM14 262H16V261H14ZM14 262H12V264H14ZM45 262H44V264H45ZM57 262H58V261H57ZM61 262H62V261H61ZM70 262H71V261H70ZM72 262H73V261H72ZM108 262H109V261H108ZM119 262H121V261H119ZM187 262H188V261H187ZM190 262H191V261H190ZM219 262H220V261H219ZM224 262H225V261H224ZM263 262H264V261H263ZM10 263H11V262H10ZM10 263H9V264H10ZM17 263H18V261H17ZM34 263H35V262H34ZM39 263L41 264V262H38L37 264H39ZM58 263H59V262H58ZM65 263H66V262H64V264H65ZM95 263H97V262H95ZM95 263H93V264H95ZM100 263H101V262H99V264H100ZM116 263H117V262H115V264H116ZM166 263L168 264V262H166ZM179 263H180V262H179ZM191 263H192V262H191ZM191 263H190V264H191ZM226 263H229V262H226ZM232 263H233V262H232ZM232 263H231V264H232ZM257 263H259V262H257ZM5 264H6V263H5ZM7 264H8V263H7ZM29 264H30V263H29ZM35 264H36V263H35ZM50 264H51V263H50ZM53 264H55V263H53ZM56 264H57V263H56ZM77 264H78V263H77ZM86 264H87V263H86ZM90 264H92V262H91ZM117 264H118V263H117ZM174 264H175V263H174ZM192 264H193V263H192ZM197 264H200V263H197ZM204 264H205V263H204ZM218 264H219V263H218ZM234 264H235V263H234Z\"/></svg>","mask_w":264,"mask_h":264}]
</instances>
